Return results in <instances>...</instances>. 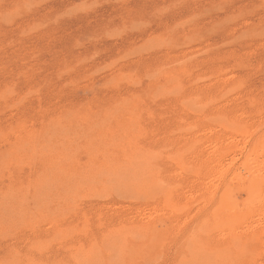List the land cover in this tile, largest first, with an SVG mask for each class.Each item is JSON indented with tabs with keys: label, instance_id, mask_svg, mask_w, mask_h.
Masks as SVG:
<instances>
[{
	"label": "rangeland",
	"instance_id": "obj_1",
	"mask_svg": "<svg viewBox=\"0 0 264 264\" xmlns=\"http://www.w3.org/2000/svg\"><path fill=\"white\" fill-rule=\"evenodd\" d=\"M162 5H164V6H162ZM155 10H156V12H155ZM1 16H3V17H1ZM185 21H186V23H185ZM178 22L180 23V25L178 24ZM188 22L189 23L191 22V24H189ZM197 22H199V24H197ZM185 27H186V29H185ZM149 30H151L152 32H149ZM192 30L194 31L193 33L191 32ZM197 30H199V31H197ZM147 31H148V33H146ZM179 34H181L182 37ZM172 36L174 38H177V39H174ZM154 37H156V38H154ZM189 38H191L192 42ZM158 39L160 40V42H161V40H163L160 45H159L160 42L156 41ZM181 39H183V40H181ZM152 40H154V41H152ZM174 41H176V42H174ZM188 41H190V43ZM149 42H151V43H149ZM164 42H166V44H164ZM139 44H141L140 46H142V47L144 46L145 48H142V47L140 48L139 46H137ZM203 44H207V45L201 46ZM145 45H147V46H145ZM176 45H177V47H176ZM156 46H157V48H156ZM196 46H201V47L195 48ZM132 47L133 48L136 47L134 49L139 50V51L134 50ZM137 47H139V48L137 49ZM188 48L189 49L191 48V49L189 50ZM193 48H195V49L193 50ZM184 49H187V50L185 51ZM201 51H203L204 53ZM179 53H180V55H179ZM167 55L169 57H167ZM191 55H193L194 57L192 56L193 57L192 58ZM152 56L154 58H152ZM160 56L164 57V58H161ZM216 56H218L219 58L222 57L221 60L218 58L216 59ZM187 57H188V61H187ZM228 57H229V59H226ZM197 59H199V60H197ZM151 61H154L155 63L151 62ZM157 61L159 63H157ZM160 61H163V62H160ZM160 63L163 64V65L161 64L162 66L160 65L161 67L159 66ZM166 63H167V66L165 65ZM211 63L212 64L214 63L215 65L214 64L212 65ZM171 64H172V66H171ZM197 64H199V65H197ZM145 65H147V66H145ZM153 65L157 68H155ZM150 66H151V68L154 67V69H151ZM158 66H159V68H158ZM190 66H192V67H190ZM126 67H129V68H126ZM162 67L164 69L163 72H162V70H163ZM221 67L223 68V70ZM123 69L125 70V72L123 71ZM157 69H159L160 72ZM177 69L179 70V72H177L178 71ZM147 70H148V72H147ZM205 70H207V71H205ZM152 71L156 72L157 74L156 73L153 74ZM194 71L195 72L199 71L200 73L199 72L194 73ZM119 73H120V75L121 74L122 75L119 76ZM146 73H148V74H146ZM186 73H189V75H191V76L189 77L188 74L185 75ZM123 74L125 75V77ZM129 74L131 77L129 76ZM209 74H211V75H209ZM225 74L227 76L226 78H225ZM230 74H232V75H230ZM8 75H9V77H8ZM115 75H118V76H115ZM144 75L145 76L153 75V76H149V79H148L147 78L148 76L145 78ZM173 75H179V78L181 80V83H180V85H181L180 90L181 91L179 90V91L173 92V90H171V84L173 83V80H172ZM228 75H230V76H228ZM193 76H197V77H193ZM204 76H205V78H207V80L204 78ZM199 77L202 78L203 81ZM219 77L222 80H224V82ZM0 78H1L0 79V90L2 89V91H1L2 93L0 92V103L3 104V105L0 104V106L2 105L0 107V115H2L0 117V125L4 124L2 127L0 126V129L2 128L1 131H3V133H4V134L2 133L3 138L0 137V144H1L0 145V151H1L0 155H1V153H3L4 156H6V157H4L3 154L1 155L2 158L0 156V158L2 160H3V157L5 158V161L4 160L2 161L0 159L3 162L2 163L0 161L1 162L0 163V168H1L0 172L8 178L11 177L10 179L2 178V180H4V181H1V179H0V183L3 182L0 184V197H2V198L6 197L5 199H3L4 201L0 200V202H1V205L5 204V206H6V202H7V204H10V202L13 203V204H11V205H13V208H12V206L9 208L10 205H7L8 207L6 206L5 208L3 206V210L1 209L2 206L0 205L1 206V208H0V228H1L0 229V247H1L0 248V259H3L2 261H0V264H27V262H28V264H30V263L31 264H99V263L106 264L109 259H110L109 260L110 262H108V263H111V261H113L112 260L113 258L111 259V257L115 256L117 254L116 250H117V252L120 250V249L118 250V248H119L118 244H121L124 242L126 243L125 244L126 248H121V249H123V250L125 249V251L129 252L131 255L129 254V258H128L126 254L123 255L124 251L122 250L123 253H121V250H120V252H118V253H121V254L120 255L118 254L116 256V261L121 260L122 256H123L122 259H124V260L123 261L121 260V263H119V264H128V263L129 264H134V263L135 264H146V263L147 264H183L182 262H184V264H201L202 262H204L202 264H212V262H209L210 260L217 261L218 258L215 259L216 256L212 257L210 253H209L210 255H208V253L203 250L204 248L207 251L213 252L212 255L216 254V255H218V257L222 255V259H220L219 261L223 262V264H231V263L232 264L233 263L234 264L235 263L236 264H244V263L246 264L248 261L250 264H257L258 261H259V264L261 261H262L261 264L264 263V253H262V251L264 252V250H263L264 249L263 248V246H264L263 242L264 241L262 242V240H264V238H263L264 237V205H263V213H262V215L260 214V217H259L260 219H257V222H256L260 228V232L256 236L257 239L255 238V239L250 240V241H247L248 239L247 240L243 239L242 240V242L244 241L243 244L239 242L241 246L244 245L242 247L240 246L242 249L238 246L239 245L238 244L237 248L235 246L236 250L233 249L231 251V250H229V248H226L225 243L222 245L223 241H221V239L223 240V238H222V236L218 237L219 235L216 233V231H217L216 229H218L219 227H217L216 223L213 220V216H212L214 213L213 210L215 208L214 207L215 205H212L213 202L204 201V200H206L205 195L197 197V195H200V193H198V192L195 193L193 195V197H191V195H189V191H187L186 193L184 192L187 189H189L190 193H191L192 189H191V187H189L190 185L193 184V186H194V185H196V181H203V180L207 181V179H203L201 173H199V175H198L199 177L197 176L198 178H196L194 176V172L188 171L189 172L188 173L187 170L186 171L183 170V173H182V170L179 168V164L182 163L181 159L183 156L185 157L187 162L188 161L190 162V164L193 163L192 165L195 166L194 163H196L194 161L195 158L193 156H190V154L188 155L186 153L183 155L184 152L181 153V150H182V148H181L182 143L181 142H183V140H181V137L185 136L186 134H188V135H200L197 132H192L194 130L199 131V129L192 128L191 130H189L187 132H183V130L181 131V129L185 123L194 122L196 119L203 116V115L196 114L194 110L189 109L183 105V102H184V100L187 99V97L195 96L196 95L195 92L200 93V88H201V92L204 89V90H206V92L208 91L209 93H211L213 98L215 96L214 100L211 101L210 106H214V105L219 106V107L224 106L225 108H228V109L232 108L233 106H236L238 113L246 111L243 114L246 117H244L243 119L249 122V125H247L248 126L247 130L251 131V133L248 132V135H250L252 138L251 137H249V138L245 137L247 139L251 138V141L246 143L245 150H247L250 147V144L252 141H254V138H256L257 136H259L261 134H263V136H264V119H261V118H264V0H183V1L182 0H162V1L161 0H0ZM4 78H5V80L7 79L8 81H5ZM118 78H120L121 80H123V79L124 80L123 81H120V79L117 80ZM128 78H131V79H128ZM192 78H194V80ZM197 78H199V79H197ZM111 79H112V81H115V82H113V84H112V81H110ZM113 79H115V80H113ZM214 79L216 82L213 81ZM195 80H196V82H195ZM197 80H199V81H197ZM10 81H12V82H10ZM147 81L149 83H147ZM191 81H192V83H191ZM217 81H218V83H217ZM2 82L4 84H2ZM6 82H8V84ZM236 82L239 83L240 85L238 86V84ZM131 83H132V85H131ZM194 83L196 85H199L200 88H199V86L196 87ZM205 83H208L209 88H208L207 84H205ZM212 84L214 85V87H211V86H213ZM216 84H217L218 90H216L217 89V87H215ZM223 84H226V85H223ZM236 84H237V87H236ZM8 86H10V87H8ZM221 86H222V89L220 90ZM12 87H13V89H12ZM27 87L29 90L26 89ZM116 87H118V88L116 89ZM8 88H11L14 92ZM36 88H37V90H36ZM125 88L126 89L128 88V89L126 90ZM191 88H192V90H191ZM160 89L162 92H164L166 94L162 93V95H160L159 94V93H161ZM166 89H167V91H166ZM188 89L191 90V94H190V91ZM193 89H195V90H193ZM208 89H211V90L209 91ZM212 89L214 90V92ZM231 89L234 91H232ZM124 90L127 92H122ZM8 91L11 93H9ZM157 91H159V92H157ZM217 91H219L220 93ZM102 92H104V93H102ZM155 92H157V94ZM13 93H15L16 95H13ZM101 93H102V95H101ZM154 93H155V95H154L155 97H153V96L152 97L155 99H152L151 95ZM179 94H180V96H179ZM218 94L221 96V98H218L219 97ZM109 95H111V96H109ZM156 95H157V97H156ZM198 95L202 96L203 93L198 94ZM12 96H13V98H12ZM111 97H113V99ZM1 98H2V100H1ZM12 99H13V101H12ZM22 99H24L25 101L24 100H23L24 102L21 101ZM124 99L127 102L123 101L124 102V104H123L122 100H124ZM225 99H227V100H225ZM4 100L7 102H5ZM1 101H3V102H1ZM9 101H10V103H9ZM20 102H21V104H20ZM218 102L219 103L221 102V103L219 104ZM29 103H31L33 106H29V105H31ZM116 103H118V104H116ZM131 103L133 105H130ZM216 103H218V104H216ZM52 104H54V105H52ZM95 104H97V105H95ZM22 105H24V107ZM25 105H26V107L28 105V107L25 108ZM39 105H41V106H39ZM58 105H59V107H58ZM134 106H135V108L132 109V107H134ZM182 106L187 108V109H185V108L183 109ZM36 107H37V110H36ZM41 107L45 111L42 110ZM1 108H3V109H1ZM11 109L13 111H10ZM25 109L26 110L28 109V112ZM58 110L60 112H58ZM181 110H182V112H181ZM5 112H6V115H5ZM35 113H37L38 115L36 114L37 115L36 116ZM24 114L26 115L25 117H23ZM30 114H32L31 118H30ZM173 114H175V115H173ZM197 115H199L200 117ZM12 116H14V117H12ZM20 116H22V118ZM111 116H112L113 120L111 119ZM34 117L36 119H34ZM56 117L58 119H56ZM26 118H27V120H26ZM22 119H23V121H22ZM257 119H258V122H257ZM4 120H6V121H4ZM7 120H9V123ZM20 120H21V122H20ZM31 120H33V121L31 122ZM152 122H154V123H152ZM16 123L17 124L20 123V124L17 125ZM27 123L31 124V125H29L30 131H32L34 135L33 134L29 135V133H32V132L28 131L29 128L26 127ZM251 123L253 125H251ZM54 124L55 125L59 124L60 127L63 128V130L61 131V128L57 129L59 125L55 126L56 128L53 127ZM261 124H263V125H261ZM19 125H20V127H19ZM21 125H23L25 128ZM13 126H14V128H13ZM15 126L18 130L20 128L21 129L19 131L17 130L18 131L17 132L15 129ZM49 126L50 127L52 126V127L50 128ZM33 127H34V129H32ZM46 127L49 128V130ZM251 127L256 128V129H252ZM10 128H13L14 132L16 131L17 134L18 133L19 134L17 135L15 133H13V135H14L13 136L12 134H10V131L13 132V130H11ZM46 130H47V132L44 133V131H46ZM64 130L67 131V134H69V137L66 134V131H64ZM177 130H178V132H177ZM255 130H256V135L253 134V133H255ZM6 131L10 135H7ZM55 131H57V132H55ZM50 132H51V134H50L51 137L49 136V139H50L49 140L48 135ZM64 133H65V135H67L66 137H63V136H65ZM2 134L0 133V135H2ZM26 134L28 135V137H25V136H27ZM59 134H60V136H59ZM55 135H57L61 139L55 138L56 137ZM78 135L80 138L77 137ZM165 135H167L168 137ZM174 135H177V137L176 136L174 137ZM12 136L15 138H13ZM23 136L27 139H25ZM29 136H31V138ZM42 137H43V139H41ZM73 137H76L75 140H73L74 139ZM153 137H157V138H153ZM236 137L238 138V136H236ZM35 138H37V139H35ZM64 138H66L67 140ZM68 138H69V140H71V142L68 140ZM77 138L80 140H78ZM151 138L153 139L152 142H151V140H152ZM174 138H176V139H174ZM239 138H241V136H239ZM7 139H8V141H7ZM54 139H56V140H54ZM22 140H23V142H22ZM36 140H37V142H35ZM166 140H167V142H166ZM174 140H176L177 142ZM4 141H6L7 143H5ZM19 141L22 143H20ZM24 141H25V143H24ZM63 141H64V144H62ZM67 141L69 142V144H66ZM163 141H164V144H163ZM48 142H50V143H48ZM74 142H75V144H74ZM174 142H175V144H173ZM79 143H81V144H79ZM109 143L111 145L110 147H109ZM176 143H178V144H176ZM6 144H8V146ZM12 144H14V145H12ZM32 144L36 145V146H33ZM39 144L41 145V147L43 146L42 148L44 149V152L42 149L39 148L40 147V146H38ZM9 145H10V147H9ZM15 145L18 147V149H16L17 147ZM20 145H23V147L19 148ZM60 145L63 148H65V146H66L65 150L62 149V147ZM75 145H77V146L75 147ZM169 145H171V146H169ZM202 145L203 144H201L200 147ZM44 146H45V148H44ZM50 146L52 147V149H50ZM156 146H157V148H156ZM80 147H82V148H80ZM7 148L9 150H7ZM37 148H39V150H41L42 152L39 151ZM68 148H70L69 150L72 152L71 154L70 153L65 154L66 151L70 152L68 150ZM73 148H74V152L76 151L75 153L73 152ZM76 148H80V149L76 150ZM11 149H13V151ZM15 149H16V152H15ZM21 149L24 152V154H25V152L27 153V155L25 154L26 157L18 156L21 154L23 155V152L20 151ZM25 149H28V150H25ZM29 149H31V150H29ZM32 149H33V152H34V150H36L34 152L35 157H33L34 153L32 152ZM54 149H56V150L54 151ZM111 149H113V150H111ZM5 150H6V152H5ZM84 150H85V152H84ZM92 150H94V152ZM2 151H4V152H2ZM28 151L30 154L32 152V154L30 155L28 153ZM17 152L19 153L18 155H17ZM38 152H41L43 154L42 155L41 153H39V155H41L42 157L37 155ZM94 153H96V155H92ZM102 153H103V155H102ZM243 153L245 154V151H243ZM89 154L91 155V157L95 156L96 158L93 157L92 159H90ZM144 154L148 157V158H146V156H144L145 159H147V161L149 159L148 162L144 161V159H143ZM155 154H156V156H159V157L154 156ZM168 154H170V155H168ZM179 154H180V156L178 157ZM244 154L243 155H236L238 159L235 160L236 162H235L234 166H238L240 164V162L243 159ZM67 155L71 156V157H67ZM11 156H14V157H11ZM43 156H47V157L44 158ZM132 156H134V157H132ZM152 156H154V157L152 158ZM174 156H175V158H174ZM15 157H17V158H15ZM18 157L19 158L23 157V158H21L19 161ZM37 157H39V158H37ZM73 157H75V158H73ZM262 157H264V154L261 157H259L258 159H261ZM10 158H11V160H10ZM30 158L31 159L33 158L34 160L32 161ZM101 158H104V160L102 161ZM134 158L138 162L140 161L139 159H141V162L142 161L146 162V163L143 162L142 164H139L140 167H142L143 165H144V167L137 169V163H138L137 162V163H134L135 170H134V166L132 168H130L132 163L135 162ZM16 159L19 162L14 161ZM28 159H30L31 161L30 160L28 161ZM71 159L73 160V162ZM79 159H81V160H79ZM124 159L126 161H124ZM190 159H192V160H190ZM88 160L91 161L92 163L94 162V165H96V163H98L99 166L96 165L98 168H100L101 165H102V167L105 166L104 167L105 171L102 170L103 169L102 167L99 169V172L103 171L104 174H105L106 170L108 169V168L106 169V167L108 166L107 163H109L107 161H112L114 163V165L117 164L115 166L116 167L115 170L109 168L110 170H114L115 173H116L117 167L119 165H120L119 166L120 168L124 167V168H127L128 170H129V168H130V170L133 169L132 170L133 172L132 171L128 172L127 170H124V168H123L124 171L123 170H120V171H123V173H125L124 178H123V176H124L123 173H121V175H123V176H121L120 172H119V174H118V172L116 174L113 172L116 175V177L114 178V175L111 173L112 175H110V176L111 177L113 176V179L110 182L109 181L110 178H109V180H108L109 184H108L107 181H104L108 178V175L107 176H105L104 174H103L104 176L99 175L100 173H98V169L94 165H92V166L94 168H96V170H94L92 168L93 169V172H92L91 168L89 169V165H90V167H92L91 166L92 163L89 164ZM132 160H133L132 163L129 162ZM10 161H13V162H10ZM51 161H52V163H51ZM98 161L99 162L101 161V162L99 163ZM20 162H22L21 164L25 165L26 169L23 167L24 165H20ZM29 162L30 163L34 162V163L30 164ZM37 162H39V163H37ZM71 162L73 164H71ZM15 163H17V164L19 163L18 167L16 166L18 171L15 167ZM27 163L29 166L26 165ZM61 163H62V165H60ZM75 163H76V165H75ZM86 163H88V168L86 169L87 171L84 169L87 167ZM104 163H106V164H104ZM2 164H5V165H2ZM68 164H70V165L68 166ZM7 165H9V166H7ZM19 165L24 170H22L19 167ZM37 165H38V168H36ZM73 165H75V167ZM110 165L113 166L112 163L109 164V167H110ZM32 166H33V169H31ZM71 166L73 167L71 169L72 171L70 170ZM76 166H78V167H76ZM27 167H29V168H27ZM113 167H111V168H113ZM119 167H118V169H119ZM174 167H175V169H174ZM4 168L6 170H4ZM76 168H77V170H76ZM73 169H74V171H73ZM172 169H174V170H172ZM13 170H16L17 173H19V174H22V172H23L24 176H26V174H27L26 171H28V173H29L30 170H32V171L34 170L33 173L34 172H36V173L33 174L31 171L33 176L31 175V173H29V174H27V177H25V179L27 178V180H25L23 177V174L21 175L23 178L20 179V175L14 174ZM110 170H109V172L107 170L108 174L111 172ZM136 170L139 171V174H138V171H136ZM11 171H12V173H11ZM75 171H77V173ZM81 171H83V172L81 173ZM89 171H91L90 173H92V175L89 174ZM135 171H136V175H135ZM201 171L202 170H200V172ZM1 173H0V176L2 175ZM10 173H11V176H9ZM49 173H51L50 175H54V174H56V175H54L53 177L52 176L49 177ZM95 173H97L98 176H100V177H98L97 174H95ZM126 173H127V175H126ZM181 173L183 174L182 177H181ZM7 174H9V175L7 176ZM79 174H80V176L83 175L82 179L80 178ZM93 174L96 176H94V178H93L94 181L92 182L89 178H87V176L91 175V177H93ZM117 174L120 175L119 176L120 178H117ZM128 174L129 175L132 174V176L135 178L133 179V177L128 176ZM166 174H167V178H166ZM179 174H180V176H178ZM4 175H2V177ZM13 175H14V177H13ZM28 175H29V177H28ZM30 175L32 176V178L34 180L30 178ZM15 176H17L15 180L18 179L17 180L18 182L14 180ZM41 176H43L44 178L46 176H48L49 180L46 178L44 180V178L42 177L43 178L42 179ZM67 177H70V178H67ZM84 177H85V179H84ZM103 177L105 179H103ZM121 177L123 178V181L119 180V179H122ZM129 177H131V178H129ZM169 177L171 180L169 179ZM176 177H178V178L181 177L182 179L184 178V180H182L181 178L179 180H177L178 178H176ZM56 178H58V180ZM79 178L82 181H80ZM86 178L88 180H90V182H88V180H86ZM96 178H99V179H96ZM152 178H154V179H152ZM189 178H190V181H188ZM6 179H7V181H6ZM30 179H31V181H30ZM39 179H42L43 181L37 182V180H39ZM53 179L57 180V182L60 181L62 185L59 184L60 182L53 183L54 182ZM67 179H69V180H67ZM116 179L118 180L119 184H118V182L116 183V181H117ZM137 179H139V181ZM155 179L162 180V181H158V183H162V184L164 183L166 189H167L166 183H168V185L169 184L174 185V184H178V181H179V182H181V185H180V183L178 185H180L181 188L176 187L175 193H172V194L168 193L167 192L168 190H166V189H164L165 191L160 190V189L158 190L155 188V183L153 185H151V180H155ZM11 180H13L14 182H11ZM20 180L21 181L24 180V181L22 183H20ZM95 180H96V182H95ZM97 180H99V181L102 180V182L101 181L99 182ZM130 180H131V182H130ZM193 180L195 182H192ZM9 181L11 184L9 183ZM25 181H27L26 184L28 183L27 186H26V184H24ZM29 181L32 183L29 184ZM86 182H88V184ZM104 182H107L106 184H108V188H107V185H103V184H105ZM122 182H124V183L122 184ZM13 183H15L14 186H12ZM47 183L48 184L50 183V184L48 185ZM63 183L65 184L64 186H63ZM66 183H68V184L66 185ZM95 183H97V184L95 185V187H93ZM114 183L117 184L118 186H120V188L117 186L118 190L116 189V187L115 188L113 187V186H115ZM127 183L129 184V186L133 185V189H132V187L131 188L126 187L128 185ZM130 183H131V185H130ZM8 184H10L12 187L7 186ZM36 184H38V185H36ZM136 184L138 187L135 186ZM47 185H48V187H47ZM88 185L89 186L91 185L89 189L87 188ZM97 185H99V187H100V185H102L103 188L100 187V189L99 188L96 189ZM121 185H123V188L121 187ZM54 186H55L57 191L54 189ZM104 186H106V187H104ZM109 186L113 188L112 191H111V188ZM144 186L145 187L147 186V187L142 188ZM19 187L20 188L22 187L21 190ZM49 187L52 188L51 189L52 191L50 189H48L50 191V193L48 190H46ZM91 187H92V189H91ZM7 188H9V189H7ZM16 188L19 189V191L18 190L16 191L15 190ZM23 188H25V189H23ZM35 188H36V190H35ZM59 188H60V190H59ZM83 188H85V189H83ZM104 188H106V191ZM125 188H127L126 189L127 191L125 190ZM137 188H139V189H137ZM195 188H197V187H195ZM195 188H193V189H195ZM2 189L5 190L4 193L1 192ZM103 189H104L106 195L103 193L104 192ZM114 189H116V190L114 191ZM177 189L179 191H177ZM38 190H40V191H38ZM54 190L56 191V193ZM61 190H64V192ZM87 190H89L90 192ZM97 190L98 191L100 190V192H99L100 194L97 193L98 192ZM122 190H125L126 192L124 191V193H123ZM7 191H10V192H8V194L10 193L12 195H10V194L5 195V193ZM27 191H29V192H27ZM31 191H34V193H32ZM42 191H44L45 193H42ZM58 191H59V194H58ZM85 191L89 192L88 193L89 195H86V197L84 198L85 193H86ZM94 191H96L95 196H92L94 194L93 193ZM129 191H131V192H129ZM39 192H40V194H39ZM91 192H92V194H91ZM1 193L3 194L2 196H1ZM36 193H38V194H36ZM47 193L49 195H46V197H45V194H47ZM80 193H82V195ZM107 193H108V195H107ZM144 193H146V194H144ZM220 193H221V191H219L215 197L216 198L219 197ZM50 194H51V196H50ZM55 194L57 195V198L59 201L57 200ZM72 194H73L75 201H76V199H79V196H81L80 199L78 200V202L76 201V203H73V204L76 205V207L83 206V207H80L81 209L83 208L82 210H80L79 208H75V210L73 209L71 211L69 210L73 204L70 203L71 201H70V198H68V197L71 195V198H72ZM90 194H91V198L87 199V196L90 197ZM96 194H98V195L96 196ZM154 194H155V196H154ZM160 195H161L162 199H161ZM237 195H238L237 196L238 200H243L246 194H245V192H241V193H238ZM8 196H11V197H8ZM33 196H34V198L30 199ZM50 197L52 200L49 201L48 199H50ZM53 197H55V199H53ZM150 197H151V199H150ZM2 198H0V199H2ZM25 198H26V202L24 201ZM145 198H147V200ZM7 199H10L12 201L8 202V201H6ZM45 199H46V201H44ZM64 199H65V204H64V202H63V204L65 206L63 208V204H62V207L59 209L61 204L57 203V202H62V200L64 201ZM187 199H188V201H186ZM27 200H29V201H35L36 200L35 201L36 203L34 204L32 202L34 204L33 205L31 202H29ZM37 200L38 201L41 200V202H38ZM47 200L49 202H47ZM53 200H55V201L57 200L56 203L54 201L55 204L53 203ZM51 201L54 205L51 203ZM90 202L91 203L94 202V203L91 204ZM145 202H147V203H145ZM184 202H185V204H184ZM187 202H189L188 204H190V205H188ZM21 203L27 204V207ZM38 203H39L40 207H39ZM41 203H44V205H46L47 210L49 209L48 211H50V208L52 211V209L55 207L54 210L52 211V213L48 212L49 215H51V214L53 215L54 211L56 213V210H57V213L54 214V216L51 215V217L49 215H44L47 210H46L45 206ZM77 203H81V205L80 204L78 205ZM196 203L200 204V205H197ZM56 204L57 205L60 204L58 208H57ZM88 204L90 206H88ZM164 204L166 206H163ZM42 205L44 206V208ZM19 207H21L22 209L26 208L25 209L26 211L21 210ZM174 207H175V209H174ZM197 207H202V208L197 209ZM8 208L11 209L10 211L13 212L12 213L13 215L8 210ZM170 208L173 209L172 212H171ZM194 208H196V209H194ZM4 209H5V212L3 213L2 211H4ZM6 209H7V211H6ZM85 209H86V212H85ZM157 209L159 210V212ZM12 210H14V211H12ZM20 210H21V212H20ZM77 210H79V211H77ZM87 210H89V211L87 212ZM93 210L94 211L97 210V211L94 212ZM120 210H121V212H119ZM187 210H188V212H187ZM8 211L10 214L8 213ZM24 211L26 214L22 213ZM72 211H74V214L72 213ZM80 211H81V213H80ZM98 211L99 212L101 211V213H99ZM114 211H116V213ZM179 211H181V212H179ZM15 212L16 213L20 212V215H19L20 218L18 217L19 213L16 216ZM27 212H29V213L27 214ZM122 212L124 213L123 216H122V214H123ZM161 212H163V214ZM193 212H194V214H193ZM48 213H46V214H48ZM71 213H72V215H71ZM75 213H77L78 216L75 215ZM85 213L88 215H85ZM92 213H93V215H91ZM102 213L104 214V217L102 216L103 215ZM117 213L120 217L117 216ZM120 213H122V214H120ZM179 213H180V215H179ZM3 214L6 216H4ZM8 214H9V217H7ZM22 214H24V215L22 216ZM38 214H39V216H38ZM94 214L96 216L99 214V216L96 217ZM190 214H191V216H190ZM26 215H27V217H26ZM115 215L118 219L116 217L112 218V216H115ZM181 215L183 216V218ZM1 216H3L4 218ZM12 216L18 217V218H16L17 220H15V217L13 220ZM28 216H30V217L28 218ZM45 216H47V218L44 219ZM101 216L103 217V219ZM151 216H152V218H151ZM179 216H180V218H179ZM206 216L208 217L207 219H206ZM5 217H7V218L5 219ZM10 217H12L11 220L9 219ZM70 217H71V219H70ZM78 217L79 218L81 217L82 220L81 219L80 220L83 221V223L86 220L85 222H86L87 226L85 224H83L81 221L79 222ZM107 217H110V219L109 218L107 219ZM147 217H149L148 218L149 221L147 220ZM185 217L187 218V220H185L186 219ZM210 217H211L212 221H211ZM253 217L258 218L257 215H254ZM76 218H78V219H76ZM83 218H85V219H83ZM90 218H94V222H93V219H91V221H90L89 220ZM104 218H106L107 222L103 221ZM131 218H133V219H131ZM160 218L162 220H159ZM2 219H4V220H2ZM62 219H63V221H62ZM12 220L17 221V222L13 223ZM70 220L74 223V225L73 226L71 225V227L70 226L68 227V224L71 222ZM95 220H97V222L99 220L102 221L101 228L104 227V226H102V225H104V222H105V224L107 223L108 228L105 226L103 228V230L106 232V228H107L108 230H111L112 233L110 234L109 231H107L106 232L107 234L105 232L101 234V232H103V230L101 229L102 231L100 232V227H99L100 223L98 226L99 229L95 226V224L96 225L98 224ZM110 220H112L113 222L110 223L111 222ZM163 220H165V221H163ZM179 220H182L183 222L179 221ZM4 221L8 225H6L5 223L3 225L2 222H4ZM7 221H8V223H7ZM9 221H12V222L9 223ZM28 221H30V222L27 223V224H29L27 226V224L25 222H28ZM66 221H67V223L64 224ZM88 221H90L91 224ZM116 221H119L118 226H116V224H117ZM121 221L123 223L122 224L123 227H124V223L125 224L127 223L124 228L123 227L120 228ZM136 221H137V224L135 223ZM144 221H145V223H144ZM72 222H71V224H73ZM78 222H79V224H78ZM92 222H93L94 226L96 227V230H95V227L92 226L93 225ZM184 222H185V224H184ZM11 223H12V225H11ZM22 223H24L25 224L24 226H26V227H23ZM88 223L91 226H89ZM173 223L175 225L177 223L178 224L183 223L182 224L183 226L180 224L179 226L176 225L177 227H174L175 225H173ZM80 224H83V225L81 226ZM112 224H114V225H112ZM135 224H136V226L138 225L139 227L138 226H137L138 228L135 227ZM197 224H199V225H197ZM15 225H17V226H15ZM79 225L81 227L85 226L86 228H84V227L81 228ZM110 225H112L113 227L111 226V228H110L109 227ZM172 225L176 230L172 227ZM189 225H191V226H189ZM18 226H20V227H18ZM29 226L32 229H34V231L31 228H29ZM76 226L78 228V231L82 229L79 233H77L78 231L75 230V229H77ZM88 226H89V228L91 227L92 231L89 232V230H91V229L88 230ZM141 226H143V227L140 228ZM13 227H15V228L12 229ZM65 227H67V228H65ZM129 227L135 228L134 230H133V228L131 230L134 233L129 234V231L131 229ZM20 228H22V229H20ZM24 228L25 229L29 228L30 231L24 230ZM73 228L76 231V233H74L75 231L73 230ZM116 228H119V229L117 230ZM15 229H17V230H15ZM83 229L88 230L87 232L89 234L83 233V232H86ZM121 229H124V231H121ZM138 229L140 232L137 231ZM170 229H172V230H170ZM203 229H205V230H203ZM5 230L6 231L9 230L10 232L11 231H15V232L17 231V233H20V235H23L24 237L22 238V240H20L19 234L14 232L17 237L16 236L13 237V235H11V234H14L13 232L10 233L9 231L6 232ZM20 230H21V232H20ZM94 230L98 231L97 235L99 234L100 236L99 235L95 236L96 232ZM135 230H136V232H135ZM114 231L115 232L117 231L119 234L124 232V234H122V235L120 234L118 236L119 240H120V236H122L121 237L122 240L115 241L116 237L108 236V234L113 235ZM170 231H172V232H170ZM195 231L197 232V234L195 233ZM28 232H29V234H28ZM34 232H36V233H34ZM81 232L83 235L85 234L83 236L84 237L83 240H85V242L87 240H90V242L88 241V243L85 244V242L82 241V239L80 237V235H82ZM7 233L10 235L7 236L8 235ZM70 233H72V234H70ZM136 233H137V235L134 236V234H136ZM30 234H32V235H30ZM212 234H213V236H212ZM260 234H261V236H260ZM70 235H72V236H70ZM92 235H94V236L91 237ZM114 235H117V234H114ZM130 235L131 236L133 235L134 237L133 236L132 237L135 238L136 240L135 239L133 240ZM184 235L186 237H188L189 239L188 238L186 239V237ZM10 236H12L14 239ZM31 236H32V238H31ZM34 236H36V237H34ZM77 236L80 237V239L77 238ZM107 236L109 238H107ZM72 237L75 241H77V243L74 240L72 241V239H71ZM94 237H100V238L102 237L103 242H101V239L98 241L97 238L95 239ZM104 237L106 240L108 239V242L107 241L104 242ZM128 237H129V239H128ZM4 238H6V239H4ZM118 238H116V239H118ZM138 238H140L139 241H138ZM111 239H112V241H115V242L114 243L111 242ZM143 239H145V240H143ZM210 239L212 241H210ZM18 240H19L18 244L20 245L22 242V244L24 246H22V244H21V246H19L17 244ZM80 240H81V242H83L82 244H81ZM94 240H97L99 243L97 241H94ZM2 241L5 244L1 245V243H3ZM122 241H124V242H122ZM143 241H145L146 246L142 245ZM155 241H156V243H155ZM109 242L116 244L117 246L116 245L112 246V244H109ZM127 242H129V243H127ZM258 242H261L260 245L261 246L263 245V246L262 247L259 246ZM74 243H75V245L76 244L77 245L76 246L72 245ZM130 243L132 245H130ZM218 243H221V244H219L217 246L216 244H218ZM15 244H17L16 246H18V248L21 247V249H18L15 246ZM85 245H86V247H85ZM104 245H108V246L106 247ZM121 245L123 247H125L124 244H121ZM134 245H136L135 247L137 249L139 248L137 250L138 252L136 253V255H139V257H137L135 255L136 251H135ZM129 246L131 247L130 250L128 249ZM143 246H145V248ZM69 247H71V248H69ZM5 248H9V249H5ZM95 248L98 250H96ZM100 248H101V251H99ZM111 248H112V250H111ZM140 248H141V250H140ZM150 248L152 249V251H148V249L150 250ZM220 248L222 250L224 249V251L221 252L222 250H220ZM260 249H261V251H260ZM113 250H115V251H113ZM133 250L135 252H132ZM156 250L157 251L160 250L161 252L158 253ZM195 250L196 251L201 250L200 252L201 253L203 252V253L201 255L200 254L196 255L197 253H200V252L195 253L194 252ZM237 250H239V251L241 250V254H239L237 252ZM108 251H110V253L112 255V256H109L110 258L106 257V256L110 255V254H107ZM154 251H156V252H154ZM234 251H236V252L233 253ZM100 252H101V254H100ZM145 252L150 253V255L146 253L149 257L145 255ZM182 253H184V254H182ZM205 253L209 256V259L204 257L206 255ZM261 253H262V255H261ZM152 254L155 255L154 258H156L157 260L152 258L153 257ZM229 254H231L230 255L231 257L228 256ZM101 255H103V258L105 260L102 258ZM125 255H126V258H125ZM74 256H75V258H73ZM119 256L121 258H119V260H118L117 257H119ZM133 256L135 257V260H133L134 259ZM201 256H203V257H201ZM199 257H200V260L202 259V262L200 260L196 261L197 259H199ZM210 257H212V259ZM238 257H240V258H238ZM254 257L256 259L259 257V259L261 258V260L257 259L256 260L257 263H256ZM149 258H151V259H149ZM194 258H196V259H194ZM204 258H206V259H204ZM230 258L233 260L235 259L237 262L236 261L233 262V261L229 260ZM145 259L147 261H145ZM190 259H192V260L194 259V260L192 261ZM226 259L228 260V263H227V261L224 262ZM152 260H154L155 262H153ZM186 260H188V261L185 262ZM206 260L208 263H206ZM252 261H255V262L251 263ZM1 262H3V263H1ZM130 262H132V263H130ZM194 262H196V263H194ZM111 264H118V262L115 263V259H114L113 263H111ZM213 264H216V263L214 262Z\"/></svg>",
	"mask_w": 264,
	"mask_h": 264
},
{
	"label": "bare ground",
	"instance_id": "obj_2",
	"mask_svg": "<svg viewBox=\"0 0 264 264\" xmlns=\"http://www.w3.org/2000/svg\"><path fill=\"white\" fill-rule=\"evenodd\" d=\"M162 1V0H161ZM183 1V0H182ZM164 3V2H163ZM24 5V4H23ZM162 6H164V5H162ZM25 9V8H24ZM155 12H156V10H155ZM154 12V13H155ZM7 14V13H6ZM206 14V13H205ZM155 16V15H154ZM1 17H3V16H1ZM3 20V19H2ZM185 23H186V21H185ZM189 23V22H188ZM147 24V23H146ZM178 24L180 25V23L178 22ZM189 24H191V22L189 23ZM197 24H199V22H197ZM177 25V24H176ZM182 25V24H181ZM195 25V24H194ZM188 27V26H187ZM135 28V27H134ZM191 28V27H190ZM189 28V29H190ZM185 29H186V27H185ZM189 31V30H188ZM197 31H199V30H197ZM196 31V32H197ZM149 32H152L151 30H149ZM192 33L194 32L193 30L191 31ZM146 33H148V31L146 32ZM184 33V32H183ZM182 34V33H181ZM181 34H179L180 36H181ZM169 35V34H168ZM174 35V34H173ZM186 35V34H185ZM194 35V34H193ZM147 36V35H146ZM173 37V36H172ZM182 37V36H181ZM139 38V37H138ZM154 38H156V37H154ZM174 38V37H173ZM184 38V37H183ZM194 38V37H193ZM174 39H177V38H174ZM190 40H191V38H189ZM149 40V39H148ZM147 40V41H148ZM181 40H183V39H181ZM152 41H154V40H152ZM156 41H158V42H160V40L158 39V40H156ZM162 41L163 40H161V42L159 43V45L162 43ZM208 41V40H207ZM206 41V42H207ZM174 42H176V41H174ZM189 43H190V41H188ZM191 42H192V40H191ZM148 43V42H147ZM149 43H151V42H149ZM194 43V42H193ZM202 43V42H201ZM4 44V43H3ZM142 44V43H141ZM141 44H139V45H137V46H139L140 48L142 47V46H140ZM164 44H166V42H164ZM186 44V43H185ZM195 44V43H194ZM193 45V44H192ZM205 45H207V44H203V45H201V46H205ZM145 46H147V45H145ZM150 46V45H149ZM163 46V45H162ZM181 46V45H180ZM184 46V45H183ZM186 46V45H185ZM201 46H196L195 48H197V47H201ZM139 47H137V49L139 48ZM159 47V46H158ZM176 47H177V45H176ZM133 48V47H132ZM134 48H136V47H134ZM133 48V49H134ZM142 48H145L144 46L142 47ZM148 48V47H147ZM156 48H157V46H156ZM195 48H193V50L195 49ZM207 48V47H206ZM189 49V48H188ZM191 49V48H190ZM189 49V50H190ZM4 50V49H3ZM134 50H136V49H134ZM147 50V49H146ZM185 51L187 50V49H184ZM183 50V51H184ZM201 50V49H200ZM206 50V49H205ZM136 51H139V50H136ZM143 51V50H142ZM149 51V50H148ZM182 51V52H183ZM204 51V50H203ZM203 51H201V52H203ZM196 52V51H195ZM129 53V52H128ZM177 53V52H176ZM204 53V52H203ZM158 54V53H157ZM164 54V53H163ZM184 54V53H183ZM193 54V53H192ZM156 55V54H155ZM161 55V54H160ZM179 55H180V53H179ZM158 56V55H157ZM193 55H191V57H192ZM161 57V56H160ZM167 57H169L168 55H167ZM166 57V58H167ZM190 57V56H189ZM194 57V56H193ZM192 57V58H193ZM203 57V56H202ZM207 57V56H206ZM119 58V57H118ZM152 58H154L153 56H152ZM161 58H164V57H161ZM160 58V59H161ZM172 58V57H171ZM208 58V57H207ZM220 59L221 60V58H219L218 56H216V59ZM224 58V57H223ZM157 59V58H156ZM179 59V58H178ZM191 59V58H190ZM205 59V58H204ZM225 59V58H224ZM226 59H229V57L228 58H226ZM154 60V59H153ZM184 60V59H183ZM197 60H199V59H197ZM213 60V59H212ZM211 60V61H212ZM219 60V61H220ZM159 61V60H158ZM157 61V63H159ZM181 61V60H180ZM187 61H188V57H187ZM190 61V60H189ZM204 61V60H203ZM208 61V60H207ZM223 61V60H222ZM151 62H154V61H151ZM160 62H163V61H160ZM171 62V61H170ZM186 62V61H185ZM195 62V61H194ZM213 62V61H212ZM155 63V62H154ZM153 63V64H154ZM197 63V62H196ZM216 63V62H215ZM140 64V63H139ZM162 63H160L159 64V66L161 65ZM200 64V63H199ZM199 64H197V65H199ZM212 64V63H211ZM214 64V63H213ZM212 64V65H213ZM219 64V63H218ZM109 65V64H108ZM151 65V64H150ZM163 65V64H162ZM161 65V66H162ZM166 66H167V63L165 64ZM187 65V64H186ZM201 65V64H200ZM215 65V64H214ZM145 66H147V65H145ZM149 66V65H148ZM152 66V65H151ZM151 66H150V68H151ZM154 66V65H153ZM159 66H158V68H159ZM160 66V67H161ZM171 66H172V64H171ZM170 66V67H171ZM176 66V65H175ZM194 66V65H193ZM217 66V65H216ZM155 67V66H154ZM154 67L153 68H151V69H154ZM164 67V66H163ZM163 67H162V69H163ZM190 67H192V66H190ZM189 67V68H190ZM126 68H129V67H126ZM134 68V67H133ZM138 68V67H137ZM155 68H157V67H155ZM222 68V67H221ZM97 69V68H96ZM117 69V68H116ZM147 69V68H146ZM145 69V70H146ZM161 69V68H160ZM193 69V68H192ZM122 70V69H121ZM142 70V69H141ZM158 71H159V69H157ZM169 70V69H168ZM178 70V69H177ZM204 70V69H203ZM222 70H223V68H222ZM225 70V69H224ZM20 71V70H19ZM123 71L125 72V70L123 69ZM144 71V70H143ZM155 71V70H154ZM164 71V69L162 70V72ZM193 71V70H192ZM205 71H207V70H205ZM120 72V71H119ZM123 72V73H124ZM127 72V71H126ZM146 72V71H145ZM147 72H148V70H147ZM153 72V71H152ZM160 72V71H159ZM168 72V71H167ZM170 72V71H169ZM177 72H179V70L177 71ZM197 72H199V71H197ZM197 72H195L194 71V73H197ZM216 72V71H215ZM8 73V72H7ZM20 73V72H19ZM118 73V72H117ZM135 73V72H134ZM154 73H156V72H153V74ZM200 73V72H199ZM208 73V72H207ZM206 73V74H207ZM234 73V72H233ZM116 74V73H115ZM125 74V73H124ZM123 74V75H124ZM146 74H148V73H146ZM145 74V75H146ZM157 74V73H156ZM155 74V75H156ZM161 74V73H160ZM180 74V73H179ZM189 75V73H186L185 75ZM192 74V73H191ZM212 74V73H211ZM211 74H209V75H211ZM215 74V73H214ZM122 75V74H121ZM120 75V73H119V76H121ZM144 75V77L146 78L147 76H145ZM172 75V74H171ZM183 75V74H182ZM230 75H232V74H230ZM230 75H228V76H230ZM11 76V75H10ZM15 76V75H14ZM115 76H118V75H115ZM129 76H130V74H129ZM140 76V75H139ZM149 76H153V75H149ZM149 76L147 77L148 79H149ZM169 76V75H168ZM191 75H189V77H190ZM223 76V75H222ZM2 77V76H1ZM8 77H9V75H8ZM7 77V78H8ZM124 77H125V75H124ZM131 77V76H130ZM188 77V76H187ZM193 77H197V76H193ZM202 77V76H201ZM208 77V76H207ZM211 77V76H210ZM227 76H226V74H225V78H226ZM127 78V77H126ZM151 78V77H150ZM161 78V77H160ZM159 78V79H160ZM179 78V75H173L172 76V80H173V83L171 84V90H173V92H175V91H179L180 89H181V85H180V83H181V80H180V78ZM200 78V77H199ZM199 78H197V79H199ZM204 78H205V76H204ZM220 78V77H219ZM224 78V79H225ZM1 79V78H0ZM14 79V78H13ZM16 79V78H15ZM120 78H118L117 80H119ZM128 79H131V78H128ZM133 79V78H132ZM193 80H194V78H192ZM200 79H202V78H200ZM206 80H207V78H205ZM221 79V78H220ZM219 79V80H220ZM4 80H5V78H4ZM113 80H115V79H113ZM124 80V79H123ZM123 80H121L120 79V81H123ZM126 80V79H125ZM222 80V79H221ZM226 80V79H225ZM229 80V79H228ZM5 81H8L7 79L5 80ZM4 81V82H5ZM110 81H112V79L110 80ZM128 81V80H127ZM130 81V80H129ZM197 81H199V80H197ZM201 81V80H200ZM202 81H203V79H202ZM210 81V80H209ZM213 81H215V79L213 80ZM223 82H224V80H222ZM235 81V80H234ZM10 82H12V81H10ZM113 82H115V81H112V84H113ZM119 82V81H118ZM117 82V83H118ZM169 82V81H168ZM185 82V81H184ZM188 82V81H187ZM194 82V81H193ZM195 82H196V80H195ZM206 82V81H205ZM208 82V81H207ZM216 82V81H215ZM7 84H8V82H6ZM26 83V82H25ZM123 83V82H122ZM129 83V82H128ZM136 83V82H135ZM138 83V82H137ZM147 83H149L148 81H147ZM189 83V82H188ZM191 83H192V81H191ZM203 83V82H202ZM217 83H218V81H217ZM222 83V82H221ZM237 83V82H236ZM2 84H4L3 82H2ZM18 84V83H17ZM130 84V83H129ZM155 84V83H154ZM153 84V85H154ZM195 84V83H194ZM201 84V83H200ZM205 84H207V86H208V83H205ZM238 84V86L240 85L239 83H237ZM237 84H236V87H237ZM27 85V84H26ZM115 85V84H114ZM117 85V84H116ZM124 85V84H123ZM127 85V84H126ZM131 85H132V83H131ZM139 85V84H138ZM147 85V84H146ZM213 85V84H212ZM223 85H226V84H223ZM118 86V85H117ZM121 86V85H120ZM119 86V87H120ZM134 86V85H133ZM195 86L197 87V86H199V85H196L195 84ZM8 87H10V86H8ZM157 87V86H156ZM206 87V86H205ZM211 87H214V85L213 86H211ZM210 87V88H211ZM215 87H217V84H216V86ZM5 88V87H4ZM118 87H116V89H117ZM122 88V87H121ZM189 88V87H188ZM199 88H200V86H199ZM208 88H209V86H208ZM8 89H10L11 91H13L12 89H13V87H12V89L11 88H8ZM26 89H28V87L26 88ZM31 89V88H30ZM126 89V88H125ZM128 89V88H127ZM126 89V90H127ZM138 89V88H137ZM148 89V88H147ZM207 89V88H206ZM214 89V88H213ZM212 89V90H213ZM222 89V86H221V88H220V90ZM24 90V89H23ZM29 90V89H28ZM36 90H37V88H36ZM152 90V89H151ZM189 90V89H188ZM187 90V91H188ZM191 90H192V88H191ZM191 90H189L190 91V94H191ZM193 90H195V89H193ZM209 91L211 90V89H208ZM216 90H218V87H217V89ZM215 90V91H216ZM225 90V89H224ZM232 90V89H231ZM2 91V89L0 90V92ZM5 91V90H4ZM149 91V90H148ZM160 91H161V89H160ZM166 91H167V89H166ZM169 91V90H168ZM181 91V90H180ZM232 91H234V90H232ZM6 92V91H5ZM9 92V91H8ZM14 92V91H13ZM16 92V91H15ZM122 92H127V91H122ZM157 92H159V91H157ZM157 92H155L156 94H157ZM172 92V91H171ZM172 92V93H173ZM213 92H214V90H213ZM217 92H219V91H217ZM216 92V93H217ZM2 93V92H1ZM9 93H11V92H9ZM17 93V92H16ZM102 93H104V92H102ZM102 93H101V95H102ZM129 93V92H128ZM147 93V92H146ZM155 93L154 94H152L151 95V97L153 96V97H155L154 95H155ZM162 93L163 94H166V93H164V92H162L161 91V93H159L160 95H162ZM196 93V95L195 96H189V97H187V99L186 100H184V102H183V105L184 106H186L187 108H189V109H192V110H194L195 111V113L196 114H199V115H203V116H199V115H197V116H199L200 118H198V119H196L194 122H187V123H185L184 125H183V127H182V129H181V131L183 130V132H187V131H189V130H191L192 128H196V129H199V131H197V130H194V131H192V132H197V133H199L200 135H188V134H186L185 136H183V137H181V140H183V142H181L182 144H181V148H182V150H181V153H183V155L186 153V154H190V156H193L195 159H194V161L197 163H194L195 164V166L194 165H192L193 163H191L190 164V162L188 161H186V159H185V157L183 156L182 157V159H181V161H182V163L181 164H179V168L182 170V173H183V170H187V172L189 171V172H194V176L196 177V178H198L199 176V173H201L202 174V177H203V179H207V181H196V185H194L193 186V184L192 185H190L189 187H191V193H190V190L189 189H187L186 191H184L185 193L187 192V191H189V195H191V197H193V195L195 194V193H200V195H197V197H199V196H204L205 195V197H206V200H204V201H211V202H213V204L212 205H215L214 207V213H213V220H214V222L216 223V225H217V227H219L218 229H216L217 231H216V233L219 235L218 237H220V236H222V238H223V240L221 239V241H223V243H222V245L225 243L226 244V248H229V250H233V249H235V246H236V248L239 246H241L240 245V243H242L243 244V242H242V240L243 239H248L247 241H250V240H253V239H255L256 238V236L259 234V232H260V228H259V225L256 223L257 222V219H260L259 217H260V214L262 215V213H263V203H264V157H262L261 159H258L259 157H261L263 154H264V136H263V134H261V135H259V136H257L256 138H254V141H252L251 142V144H250V147L247 149V150H245V146H246V143L247 142H249V141H251V136L250 135H248V132H250L251 133V131L249 130H247L248 128V126L247 125H249V122L248 121H246V120H244L243 118L244 117H246L245 115H243L246 111H243V112H240V113H238V110H237V107L236 106H233L232 108H225L224 106L223 107H219V106H210V104H211V101H213L214 100V98H215V96H214V98H213V96H212V94L211 93H209L208 91L206 92V90H204L203 89V91L201 92V88H200V93L199 92H195ZM203 93V95L202 96H199L198 94H202ZM215 93V94H216ZM220 93V92H219ZM119 94V93H118ZM127 94V93H126ZM131 94V93H130ZM169 94V93H168ZM178 94V93H177ZM176 94V95H177ZM181 94V93H180ZM180 94H179V96H180ZM187 94V93H186ZM185 94V95H186ZM13 95H16L15 93H13ZM24 95V94H23ZM129 95V94H128ZM159 95V96H160ZM214 95V94H213ZM219 95V94H218ZM7 96V95H6ZM5 96V97H6ZM104 96V95H103ZM106 96V95H105ZM109 96H111V95H109ZM120 96V95H119ZM122 96V95H121ZM164 96V95H163ZM175 96V95H174ZM27 97V96H26ZM133 97V96H132ZM152 97V99H155V98H153ZM156 97H157V95H156ZM7 98V97H6ZM9 98V97H8ZM12 98H13V96H12ZM23 98V97H22ZM25 98V97H24ZM105 98V97H104ZM112 99H113V97H111ZM163 98V97H162ZM180 98V97H179ZM218 98H221V96L219 95V97ZM26 99V98H25ZM121 99V98H120ZM126 99V98H125ZM122 100V103L124 104V102L123 101H125V102H127L126 100ZM177 99V98H176ZM217 99V98H216ZM1 100H2V98H1ZM24 99H22L21 101H23ZM27 100V99H26ZM57 100V99H56ZM151 100V99H150ZM170 100V99H169ZM223 100V99H222ZM221 100V101H222ZM225 100H227V99H225ZM5 101V100H4ZM12 101H13V99H12ZM25 101V100H24ZM23 101V102H24ZM40 101V100H39ZM100 101V100H99ZM245 101V100H244ZM1 102H3V101H1ZM5 102H7V101H5ZM152 102V101H151ZM216 102V101H215ZM223 102V101H222ZM9 103H10V101H9ZM62 103V102H61ZM85 103V102H84ZM219 103V102H218ZM218 103H216V104H218ZM221 103V102H220ZM219 103V104H220ZM0 104H2V103H0ZM20 104H21V102H20ZM29 104H31V103H29ZM63 104V103H62ZM66 104V103H65ZM116 104H118V103H116ZM3 105V104H2ZM1 105V106H2ZM7 105V104H6ZM11 105V104H10ZM49 105V104H48ZM52 105H54V104H52ZM95 105H97V104H95ZM114 105V104H113ZM130 105H133L132 103L130 104ZM148 105V104H147ZM0 106V107H1ZM8 106V105H7ZM23 107H24V105H22ZM29 106H33L32 104L31 105H29ZM39 106H41V105H39ZM43 106V105H42ZM110 106V105H109ZM108 106V107H109ZM117 106V105H116ZM115 106V107H116ZM21 107V106H20ZM27 107H28V105H27ZM26 107V105H25V108H27ZM38 107V106H37ZM37 107H36V110H37ZM58 107H59V105H58ZM107 107V108H108ZM183 107V106H182ZM242 107V106H241ZM8 108V107H7ZM16 108V107H15ZM42 108V107H41ZM128 108V107H127ZM133 108H135V106L134 107H132V109ZM155 108V107H154ZM185 107H183V109H184ZM187 108H185V109H187ZM1 109H3V108H1ZM17 109V108H16ZM22 109V108H21ZM49 109V108H48ZM60 109V108H59ZM63 109V108H62ZM182 109V110H183ZM26 110V109H25ZM24 110V111H25ZM35 110V111H36ZM42 110H44L43 108H42ZM51 110V109H50ZM140 110V109H139ZM182 110H181V112H182ZM244 110V109H243ZM8 111V110H7ZM10 111H13L12 109L10 110ZM27 112H28V109L26 110ZM39 111V110H38ZM45 111V110H44ZM131 111V110H130ZM129 111V112H130ZM133 111V110H132ZM16 112V111H15ZM37 112V111H36ZM58 112H60L59 110H58ZM115 112V111H114ZM190 112V111H189ZM8 113V112H7ZM23 113V112H22ZM25 113V112H24ZM131 113V112H130ZM194 113V112H193ZM33 114V113H32ZM32 114H30V118L32 117L31 115ZM37 113H35V115H36ZM129 114V113H128ZM195 114V115H196ZM5 115H6V112H5ZM11 115V114H10ZM38 115V114H37ZM36 115V116H37ZM173 115H175V114H173ZM2 115H0V117H1ZM16 116V115H15ZM26 115L24 114V116L23 117H25ZM41 116V115H40ZM57 116V115H56ZM150 116V115H149ZM156 116V115H155ZM11 117V116H10ZM12 117H14V116H12ZM21 118H22V116H20ZM136 117V116H135ZM160 117V116H159ZM158 117V118H159ZM52 118V117H51ZM125 118V117H124ZM169 118V117H168ZM254 118V117H253ZM17 119V118H16ZM34 119H36L35 117H34ZM56 119H58L57 117H56ZM111 119H112V116H111ZM255 119V118H254ZM253 119V120H254ZM259 119V118H258ZM258 119H257V122H258ZM261 119H264V118H261ZM10 120V119H9ZM9 120H7L8 121V123H9ZM26 120H27V118H26ZM40 120V119H39ZM52 120V119H51ZM61 120V119H60ZM113 120V119H112ZM132 120V119H131ZM191 120V119H190ZM4 121H6V120H4ZM3 121V122H4ZM11 121V120H10ZM19 121V120H18ZM17 121V122H18ZM22 121H23V119H22ZM33 120H31V122H32ZM103 121V120H102ZM136 121V120H135ZM153 121V120H152ZM155 121V120H154ZM214 121V122H213ZM250 121V120H249ZM252 121V120H251ZM12 122V121H11ZM20 122H21V120H20ZM25 122V121H24ZM27 122V121H26ZM30 122V123H31ZM37 122V121H36ZM35 122V123H36ZM40 122V121H39ZM50 122V121H49ZM60 122V121H59ZM58 122V123H59ZM256 122V121H255ZM256 122V123H257ZM48 123V122H47ZM152 123H154V122H152ZM248 123V124H247ZM253 123V122H252ZM251 123V125H253ZM13 124V123H12ZM17 124V123H16ZM18 124H20V123H18ZM17 124V125H18ZM41 124V123H40ZM255 124V123H254ZM4 125V124H3ZM2 124L0 125L1 127L3 126ZM6 125V124H5ZM11 125V124H10ZM29 125H31V124H28L27 123V126L26 127H28L27 129H28V131H30V126ZM59 124H54L53 125V127H55V126H58ZM71 125V124H70ZM97 125V124H96ZM132 125V124H131ZM150 125V124H149ZM256 125V124H255ZM254 125V126H255ZM258 125V124H257ZM261 125H263V124H261ZM21 126H23V125H21ZM8 127V126H7ZM11 127V126H10ZM19 127H20V125H19ZM24 127V126H23ZM22 127V128H23ZM32 127V126H31ZM41 127V126H40ZM50 127V126H49ZM52 127V126H51ZM50 127V128H51ZM65 127V126H64ZM116 127V126H115ZM160 127V126H159ZM165 127V126H164ZM4 128V127H3ZM6 128V127H5ZM9 128V127H8ZM13 128H14V126H13ZM13 128H10L11 130H13ZM25 128V127H24ZM47 128V127H46ZM56 128V127H55ZM59 128H61L60 127V125L58 126V128L57 129H59ZM138 128V127H137ZM154 128V127H153ZM252 128V127H251ZM15 129H16V131L18 130L17 128H16V126H15ZM21 129V128H20ZM19 129V130H20ZM32 129H34V127L32 128ZM48 130H49V128H47ZM144 129V128H143ZM155 129V128H154ZM252 129H256V128H252ZM2 130V128L0 129V131ZM4 130V129H3ZM18 130V131H19ZM24 130V129H23ZM26 130V129H25ZM39 130V129H38ZM63 130V128H61V131ZM133 130V129H132ZM139 130V129H138ZM137 130V131H138ZM145 130V129H144ZM153 130V129H152ZM164 130V129H163ZM167 130V129H166ZM8 131V130H7ZM7 131H6V133H7ZM14 132V130H13V132H11L10 131V134H12L13 135V133H15V134H17V132ZM35 131V130H34ZM64 131H66V130H64ZM154 131V130H153ZM261 131V130H260ZM22 132V131H21ZM30 132H32V131H30ZM36 132V131H35ZM47 132V130L46 131H44V133H46ZM55 132H57V131H55ZM177 132H178V130H177ZM201 132V133H200ZM1 134L3 133V131H1L0 132ZM38 133V132H37ZM43 133V134H44ZM59 133V132H58ZM72 133V132H71ZM103 133V132H102ZM162 133V132H161ZM160 133V134H161ZM4 134V133H3ZM3 134L2 135H0V137H2L3 138ZM10 134H8L7 133V135H10ZM19 134V133H18ZM17 134V135H18ZM33 134V132L32 133H29V135H32ZM36 134V133H35ZM51 132L49 133V135H48V139H49V136L51 137ZM63 134V133H62ZM66 134H67V131H66ZM84 134V133H83ZM167 134V133H166ZM177 134V133H176ZM194 134V133H193ZM253 134H255L256 135V130H255V133H253ZM27 135V134H26ZM34 135V134H33ZM58 135V134H57ZM57 135H55L56 137L55 138H60V137H58ZM64 135H65V133H64ZM68 135V137H69V134H67ZM67 135H65V136H63V137H66ZM74 135V134H73ZM72 135V136H73ZM77 135V134H76ZM101 135V134H100ZM130 135V134H129ZM188 135V136H187ZM14 136V135H13ZM12 136V137H13ZM21 136V135H20ZM59 136H60V134H59ZM75 136V135H74ZM138 136V135H137ZM160 136V135H159ZM165 136H167V135H165ZM177 137V135H174V137ZM236 136H238V138L236 137ZM239 136H241V138H239ZM18 137V136H17ZM16 137V138H17ZM24 137V136H23ZM25 137H28V135L27 136H25ZM24 137V138H25ZM30 138H31V136H29ZM62 137V138H63ZM71 137V136H70ZM77 137H79V135L77 136ZM83 137V136H82ZM81 137V138H82ZM149 137V136H148ZM163 137V136H162ZM168 137V136H167ZM245 137H247V138H249V137H251L250 139H247V138H245ZM1 138V139H2ZM13 138H15V137H13ZM21 138V137H20ZM19 138V139H20ZM40 138V137H39ZM74 138V139H73ZM72 139L73 140H75V138L76 137H73ZM80 138V137H79ZM153 138H157V137H153ZM161 138V137H160ZM166 138V137H165ZM180 138V137H179ZM18 139V138H17ZM25 139H27V138H25ZM35 139H37V138H35ZM41 139H43V137L41 138ZM61 139V138H60ZM64 139H66V138H64ZM63 139V140H64ZM71 139V138H70ZM78 139V138H77ZM94 139V138H93ZM97 139V138H96ZM152 139V138H151ZM167 139V138H166ZM171 139V138H170ZM174 139H176V138H174ZM4 140V139H3ZM6 140V139H5ZM15 140V139H14ZM13 140V141H14ZM24 140V139H23ZM23 140H22V142H23ZM50 140V139H49ZM48 140V141H49ZM54 140H56V139H54ZM59 140V139H58ZM67 140V139H66ZM68 140H69V138H68ZM78 140H80V139H78ZM169 140V139H168ZM178 140V139H177ZM7 141H8V139H7ZM26 141V140H25ZM25 141H24V143H25ZM28 141V140H27ZM31 141V140H30ZM29 141V142H30ZM43 141V140H42ZM60 141V140H59ZM70 142H71V140H69ZM153 141V139L151 140V142ZM155 141V140H154ZM157 141V140H156ZM174 141H176V140H174ZM5 143H7L6 141H4ZM10 142V141H9ZM16 142V141H15ZM20 142V141H19ZM22 142H20V143H22ZM35 142H37V140L35 141ZM46 142V141H45ZM166 142H167V140H166ZM172 142V141H171ZM177 142V141H176ZM18 143V142H17ZM19 143V144H20ZM43 143V142H42ZM48 143H50V142H48ZM60 143V142H59ZM77 143V142H76ZM127 143V142H126ZM133 143V142H132ZM10 144V143H9ZM37 144V143H36ZM62 144H64V141H63V143ZM66 144H69V142L67 141V143ZM74 144H75V142H74ZM79 144H81V143H79ZM102 144V143H101ZM137 144V143H136ZM154 144V143H153ZM163 144H164V141H163ZM173 144H175V142L173 143ZM176 144H178V143H176ZM180 144V143H179ZM201 144H203L201 147H200V145ZM1 145V144H0ZM7 146H8V144H6ZM12 145H14V144H12ZM18 145V144H17ZM26 145V144H25ZM29 145V144H28ZM33 145V144H32ZM44 145V144H43ZM114 145V144H113ZM199 145V146H198ZM16 146V145H15ZM33 146H36V145H33ZM32 146V147H33ZM38 146H40L39 148L40 149H42L43 150V152H44V149L41 147V145L39 144ZM56 146V145H55ZM61 146V145H60ZM77 145H75V147H76ZM106 146V145H105ZM104 146V147H105ZM111 145H110V143H109V147H110ZM115 146V145H114ZM149 146V145H148ZM169 146H171V145H169ZM175 146V145H174ZM9 147H10V145H9ZM8 147V148H9ZM17 147V146H16ZM22 148L23 147V145H20L19 146V148ZM54 147V146H53ZM62 147V146H61ZM60 147V148H61ZM69 147V146H68ZM79 147V146H78ZM101 147V146H100ZM103 147V148H104ZM107 147V146H106ZM150 147V146H149ZM198 147V148H197ZM248 147V146H247ZM7 148V150H9ZM14 148V147H13ZM29 148V147H28ZM34 148V147H33ZM39 148H37L38 150H39ZM44 148H45V146H44ZM48 148V147H47ZM65 148H66V146H65ZM65 148H63L62 147V149H64L65 150ZM80 148H82V147H80ZM80 148H76V150H79ZM91 148V147H90ZM112 148V147H111ZM120 148V147H119ZM141 148V147H140ZM156 148H157V146H156ZM197 148V149H196ZM16 149H18V147L16 148ZM16 149H15V152H16ZM50 149H52V147L50 146ZM61 149V150H62ZM70 148H68V150H69ZM128 149V148H127ZM149 149V148H148ZM147 149V150H148ZM12 151H13V149H11ZM25 150H28V149H25ZM24 150V151H25ZM29 150H31V149H29ZM56 149H54V151H55ZM60 150V149H59ZM63 150V151H64ZM111 150H113V149H111ZM171 150V149H170ZM20 151H22V149L20 150ZM36 150H34V152H35ZM39 151H41V150H39ZM52 151V150H51ZM70 151V150H69ZM90 151V150H89ZM93 152H94V150H92ZM135 151V150H134ZM150 151V150H149ZM152 151V150H151ZM243 151H245V154L243 153ZM1 152V151H0ZM2 152H4V151H2ZM5 152H6V150H5ZM23 152V151H22ZM21 152V153H22ZM32 152H33V149H32ZM32 152H31V154H32ZM33 152V153H34ZM42 152V151H41ZM41 152H38V156H41V155H39V153H41ZM46 152V151H45ZM61 152V151H60ZM59 152V153H60ZM68 151H66V153L65 154H71L72 152L70 151V152H68ZM73 152H74V148H73ZM76 152V151H75ZM74 152V153H75ZM84 152H85V150H84ZM131 152V151H130ZM28 153H29V151H28ZM58 153V152H57ZM82 153V152H81ZM97 153V152H96ZM96 153H94V154H92V155H96ZM125 153V152H124ZM147 153V152H146ZM3 153H1V155H2ZM19 153L17 152V155H18ZM25 154L27 155V153L25 152ZM24 154V152H23V155L21 154V155H18V156H24V157H26V155ZM30 154V153H29ZM30 154V155H31ZM42 154V153H41ZM63 154V153H62ZM64 154V155H65ZM88 154V153H87ZM113 154V153H112ZM111 154V155H112ZM149 154V153H148ZM158 154V153H157ZM244 154V156H243V159H242V161L240 162V164L238 165V166H234V164H235V160H237L238 158H237V156L236 155H243ZM0 155V156H1ZM11 155V154H10ZM34 156L33 157H35V153L33 154ZM43 155V154H42ZM51 155V154H50ZM55 155V154H54ZM98 155V154H97ZM102 155H103V153H102ZM115 155V154H114ZM139 155V154H138ZM151 155V154H150ZM161 155V154H160ZM168 155H170V154H168ZM3 156H4V154H3ZM29 156V155H28ZM52 156V155H51ZM89 156H90V159H92L93 157H95V156H93V157H91V155L89 154ZM123 156V155H122ZM121 156V157H122ZM129 156V155H128ZM140 156V155H139ZM144 156H146L145 154L143 155V157ZM154 156H156V154L154 155ZM154 156H152V158L154 157ZM173 156V155H172ZM177 156V155H176ZM180 156V154L178 155V157ZM236 156V157H235ZM4 157H6V156H4ZM3 157V160L5 161V158ZM10 157V156H9ZM11 157H14V156H11ZM30 157V156H29ZM42 157V156H41ZM44 158L45 157H47V156H43ZM67 157H71V156H68L67 155ZM86 157V156H85ZM84 157V158H85ZM88 157V156H87ZM103 157V156H102ZM120 157V158H121ZM132 157H134V156H132ZM142 157V158H143ZM156 157H159V156H156ZM1 158H2V156H1ZM0 158V159H1ZM15 158H17V157H15ZM19 158V157H18ZM21 158H23V157H20L19 158V161H20V159ZM28 158V157H27ZM37 158H39V157H37ZM43 158V159H44ZM62 158V157H61ZM73 158H75V157H73ZM96 158V157H95ZM108 158V157H107ZM115 158V157H114ZM118 158V157H117ZM119 158V159H120ZM125 158V157H124ZM136 158V157H135ZM135 158H134V160H135ZM146 158H148L147 156H146ZM162 158V157H161ZM174 158H175V156H174ZM26 159V158H25ZM31 159V158H30ZM30 159H28V161L30 160ZM59 159V158H58ZM57 159V160H58ZM87 159V158H86ZM89 159V160H90ZM102 159V161L104 160V158H101ZM126 159V158H125ZM124 159V161H126ZM144 159V161H147V159H145V157L143 158ZM171 159V158H170ZM193 159V158H192ZM192 159H190V160H192ZM2 160V159H1ZM0 160V161H1ZM2 160V161H3ZM10 160H11V158H10ZM23 160V159H22ZM32 161L34 160L33 158L31 159ZM30 160V161H31ZM72 160V159H71ZM79 160H81V159H79ZM88 160V161H89ZM97 160V159H96ZM140 161L138 162V161H136L135 160V162H133V160L132 161H129V162H133L132 163V165L130 166V168H132L133 166H134V163H137V169H139V168H142V167H144V165L142 166V167H140V165L139 164H142L144 161H142L141 162V159H139ZM226 160V161H225ZM1 161V162H2ZM14 161H17V159L16 160H14ZM19 161H17V162H19ZM44 161V160H43ZM77 161V160H76ZM87 161V162H88ZM106 161V160H105ZM117 161V160H116ZM148 161H149V159H148ZM147 161V162H148ZM0 162V163H1ZM10 162H13V161H10ZM69 162V161H68ZM72 162H73V160H72ZM71 162V164H73ZM79 162V161H78ZM99 162V161H98ZM101 162V161H100ZM99 162V163H100ZM107 162H109V163H107ZM106 163H107V167H106V169L108 170V172H109V170L110 169H116V165L117 164H115L114 165V163L112 162V161H107ZM113 164V166L112 165H110V167H109V164H111V163ZM165 162V161H164ZM3 163V162H2ZM7 163V162H6ZM22 162H20V165H24V164H21ZM24 163V162H23ZM30 163V162H29ZM32 164L34 163V162H31ZM30 163V164H31ZM37 163H39V162H37ZM51 163H52V161H51ZM92 162L91 161H89V164H91ZM106 163H104V164H106ZM144 163H146V162H144ZM238 163V162H237ZM14 164V163H13ZM19 164V163H18ZM18 164L17 163H15V167L17 166L18 167ZM41 164V163H40ZM49 164V163H48ZM55 164V163H54ZM65 164V163H64ZM67 164V163H66ZM80 164V163H79ZM103 164V165H104ZM130 164V163H129ZM2 165H5V164H2ZM11 165V164H10ZM20 165H19V167H20ZM26 165H28V163L26 164ZM60 165H62V163L60 164ZM59 165V166H60ZM70 164H68V166H69ZM75 165H76V163H75ZM75 165H73L74 167H75ZM86 165H87V167L86 168H84L85 170L88 168V163H86ZM92 165H94V162L91 164V166ZM96 165H98L99 166V164L98 163H96ZM96 165H94V166H96ZM101 165V164H100ZM127 165V164H126ZM237 165V164H236ZM7 166H9V165H7ZM6 166V167H7ZM29 166V165H28ZM34 166V165H33ZM33 166L31 167V169H33ZM51 166V165H50ZM65 166V165H64ZM80 166V165H79ZM82 166V165H81ZM120 166V165H119ZM118 166V167H119ZM5 167V166H4ZM17 167H16V169H17ZM24 168H25V165L23 166ZM36 167V166H35ZM76 167H78V166H76ZM101 167H102V165H101ZM100 167V168H101ZM104 167L105 166H103L102 168V170L103 171H105L104 170ZM111 167H113V168H111ZM118 167H117V170H116V173L118 172V174H119V172H120V175H121V173H123V171L124 170H127L128 172L129 171H132L133 169H131L130 170V168H129V170L127 169V168H124V170H123V168H120L119 167V169H118ZM122 167V166H121ZM177 167V166H176ZM8 168V167H7ZM21 168V167H20ZM27 168H29V167H27ZM36 168H38V165H37V167ZM35 168V169H36ZM58 168V167H57ZM62 168V167H61ZM73 167L71 166V168H70V170L72 169ZM81 168V167H80ZM91 168V171L93 172V169L94 170H96V168L98 169V173H100L99 175H103L104 174V172L102 171V172H99V169L100 168H98L97 166H96V168H94L93 166L92 167H90V165H89V169ZM93 168V169H92ZM110 168V169H109ZM1 169V168H0ZM10 169V168H9ZM22 169V168H21ZM26 169V168H25ZM42 169V168H41ZM50 169V168H49ZM60 169V168H59ZM75 169V168H74ZM74 169H73V171H74ZM88 169V170H89ZM174 169H175V167H174ZM174 169H172V170H174ZM4 170H6L5 168H4ZM8 170V169H7ZM12 170V169H11ZM22 170H24V169H22ZM51 170V169H50ZM61 170V169H60ZM69 170V171H70ZM76 170H77V168H76ZM80 170V169H79ZM78 170V171H79ZM84 170V171H85ZM107 170H106V172H105V176H107L108 175V178L106 179V180H104V181H107L108 182V180H109V178H110V182L112 181V179H113V176L111 177L110 175H114V178L116 177V173H115V171L114 170H110L111 172L108 174L107 173ZM120 170H123V171H120ZM134 170H135V166H134ZM159 170V169H158ZM171 170V171H172ZM200 170H202L201 172H200ZM14 172V174H17V175H20V179L21 178H23L24 177V179H25V177H27V174H29V173H31V171L32 170H30L29 171V173H28V171H26V176H24V174H23V172H22V174H23V177L21 176L22 174H19V173H17V171H18V169H17V171L16 170H13ZM34 171V170H33ZM33 171H32V173H33ZM36 171V170H35ZM64 171V170H63ZM67 171V170H66ZM72 171V170H71ZM87 171V170H86ZM91 171H89V174H91L92 175V173H90ZM126 171V172H127ZM136 171H138V170H136ZM136 171H135V175H136ZM10 172V171H9ZM76 173H77V171H75ZM83 171H81V173H82ZM115 174H114V173ZM133 172V171H132ZM143 172V171H142ZM155 172V171H154ZM186 172V173H187ZM188 172V173H189ZM1 173V172H0ZM4 173V172H3ZM8 173V172H7ZM11 173H12V171H11ZM11 173H10V175L9 174H7V176L9 175V176H11ZM31 173V175L33 176V174H35L36 172H34L33 174ZM43 173V172H42ZM85 173V172H84ZM102 173V174H101ZM112 173V174H111ZM178 173V172H177ZM181 173V177H182V174ZM187 173V174H188ZM2 174V173H1ZM44 174V173H43ZM42 174V175H43ZM51 173H49V177L50 176H54V175H56V174H54V175H50ZM66 174V173H65ZM71 174V173H70ZM74 174V173H73ZM95 174H97V173H95ZM117 174V178H120L119 176L120 175H118ZM124 174V176L123 175H121V176H123V178L125 177V173H123ZM130 174V173H129ZM128 174V176H132V174L131 175H129ZM138 174H139V171H138ZM137 174V175H138ZM168 174V173H167ZM167 174H166V178H167ZM170 174V173H169ZM2 175H4V174H2ZM2 175L0 176V179H1V181H4V180H2V178H8V177H6L5 175V177L3 176L2 177ZM30 175V178L31 179H33L32 178V176ZM41 175V174H40ZM78 175V174H77ZM86 175V174H85ZM91 175H89V176H87V178H89L92 182L94 181L93 180V178H94V176H96V175H94L93 174V177H91ZM103 175V176H104ZM126 175H127V173H126ZM144 175V174H143ZM191 175V174H190ZM79 176H80V174H79ZM82 176V177H81ZM80 176V178L82 179L83 178V175H81ZM97 176H98V174H97ZM110 176V177H109ZM178 176H180V174L178 175ZM188 176V175H187ZM198 176V177H197ZM13 177H14V175H13ZM16 177L17 176H15V178H14V180L16 179ZM19 177V176H18ZM28 177H29V175H28ZM38 177V176H37ZM36 177V178H37ZM40 177V176H39ZM43 176H41V178H42ZM49 177L48 176H46L45 178L46 179H48L49 180ZM57 177V176H56ZM60 177V176H59ZM86 177V176H85ZM85 177H84V179H85ZM98 177H100V176H98ZM102 177V176H101ZM127 177V176H126ZM133 177V176H132ZM180 177V178H181ZM11 177H9L8 179H10ZM44 178V177H43ZM42 178V179H43ZM45 178H44V180H45ZM66 178V177H65ZM67 178H70V177H67ZM77 178V177H76ZM80 178H79V180H80ZM86 178V180H88ZM122 178V177H121ZM123 178L122 179H119V180H121V181H123ZM129 178H131V177H129ZM135 177H133V179H134ZM140 178V177H139ZM155 178V177H154ZM154 178H152V179H154ZM176 178H178V177H176ZM180 178H178L177 180H179ZM31 179H30V181H31ZM42 179H39V180H37V182L38 181H40V182H42L43 180ZM57 180H58V178H56ZM96 179H99V178H96ZM101 179V178H100ZM103 179H105L104 177H103ZM127 179V178H126ZM169 179H170V177H169ZM182 179V178H181ZM18 180V179H17ZM17 180H15V181H17ZM25 180H27V178L25 179ZM34 180V179H33ZM32 180V181H33ZM57 180H54L53 179V183H58V182H60V181H58L57 182ZM60 180V179H59ZM64 180V179H63ZM62 180V181H63ZM67 180H69V179H67ZM78 180V179H77ZM90 180H88V182H90ZM117 180V179H116ZM125 180V179H124ZM129 180V179H128ZM138 181H139V179H137ZM147 180V179H146ZM166 180V179H165ZM168 180V179H167ZM171 180V179H170ZM182 180H184V178L182 179ZM6 181H7V179H6ZM24 181V180H23ZM23 181H21L20 180V183H22ZM29 181V184L30 183H32V182H30ZM80 181H82V180H80ZM84 181V180H83ZM97 181H99V180H97ZM101 182H102V180H100ZM99 181V182H100ZM148 181V180H147ZM154 181V182H153ZM158 181H162V180H158V179H155V180H151V185H153L154 183H155V188L156 189H160V190H163V191H165L164 189H166V187H165V185H164V183L162 184V183H158ZM164 181V180H163ZM188 181H190V178H189V180ZM187 181V182H188ZM11 182H14L13 180H11ZM18 182V181H17ZM26 182L27 181H25L24 182V184H26ZM52 182V181H51ZM88 182H86L87 184H88ZM95 182H96V180H95ZM107 182H104L105 184H103V185H107V188H108V184H109V182H108V184H106ZM118 182V180L116 181V183ZM130 182H131V180H130ZM165 182V181H164ZM192 182H195L194 180L192 181ZM1 183H3V182H1ZM0 183V184H1ZM6 183V182H5ZM9 183H10V181H9ZM16 183V182H15ZM15 183H13V185L12 186H14V184ZM76 183V182H75ZM84 183V182H83ZM85 183V184H86ZM124 182H122V184H123ZM149 183V182H148ZM180 183V185H181V182H179L178 181V184ZM7 184V183H6ZM11 184V183H10ZM10 184H8L7 186H9V187H12ZM19 184V183H18ZM39 184V183H38ZM38 184H36V185H38ZM48 184V183H47ZM50 184V183H49ZM48 184V185H49ZM59 184H61V182L59 183ZM58 184V185H59ZM68 183H66V185H67ZM90 184V183H89ZM97 183H95L94 184V186L93 187H95V185H96ZM99 184V183H98ZM118 184H119V182H118ZM128 184V183H127ZM138 184V183H137ZM137 184L135 185V186H137ZM167 184V189L166 190H168L167 192L168 193H170V194H172V193H175V188L176 187H178V188H181L180 187V185H178V184H174V185H172V184H169L168 185V183H166ZM186 184V183H185ZM21 185V184H20ZM28 185V183L26 184V186ZM48 185H47V187H48ZM57 185V186H58ZM62 185V184H61ZM65 184L63 183V186H64ZM92 185V184H91ZM90 185V186H91ZM114 185L115 186H113L114 188L116 187V189L118 190V187L120 188V186H118L117 184H115L114 183ZM130 185H131V183H130ZM147 185V184H146ZM176 185V186H175ZM5 186V185H4ZM45 186V185H44ZM43 186V187H44ZM53 186V185H52ZM60 186V185H59ZM62 186V187H63ZM86 186V185H85ZM90 186L88 185V189L90 188ZM118 186V187H117ZM140 186V185H139ZM6 187V186H5ZM24 187V186H23ZM29 187V186H28ZM27 187V188H28ZM41 187V186H40ZM39 187V188H40ZM81 187V186H80ZM84 187V186H83ZM100 187H102V185H100ZM100 187H99V185H97V188L96 189H100ZM104 187H106V186H104ZM110 187V186H109ZM121 187L123 188V185H121ZM126 187H132V189H133V185L132 186H129V184L126 186ZM138 187V186H137ZM147 187V186H146ZM145 186L144 187H142V188H146ZM195 187H197V188H195ZM4 188V187H3ZM20 188V187H19ZM22 188V187H21ZM21 188H20V190H21ZM26 188V187H25ZM25 188H23V189H25ZM32 188V187H31ZM61 188V187H60ZM60 188H59V190H60ZM74 188V187H73ZM103 188V187H102ZM111 188V191H112V187H110ZM136 188V187H135ZM193 188H195V189H193ZM7 189H9V188H7ZM48 189H52V188H47L46 190H48ZM54 189L56 190V188H55V186H54ZM62 189V188H61ZM83 189H85V188H83ZM91 189H92V187H91ZM95 189V188H94ZM105 189V191H106V188H104ZM104 189H103V191H104ZM116 189H114V191L116 190ZM127 188H125V190H126ZM137 189H139V188H137ZM16 191L18 190L19 191V189H15ZM27 190V189H26ZM35 190H36V188H35ZM45 190V191H46ZM54 190V191H55ZM108 190V189H107ZM121 190V189H120ZM125 190H122L123 191V193H124V191ZM129 190V189H128ZM4 191L5 190H3L2 189V193H4ZM38 191H40V190H38ZM49 191V190H48ZM52 191V190H51ZM57 191V190H56ZM56 191H55V193H56ZM61 191H63L64 192V190H61ZM82 191V190H81ZM87 191H89V190H87ZM87 191H85L86 193H85V196H84V198L86 197V195H89L88 193L90 192H87ZM98 191V190H97ZM105 191L103 192L104 194H105ZM110 191V192H111ZM113 191V192H114ZM121 191V192H122ZM127 191V190H126ZM125 191V192H126ZM152 191V190H151ZM157 191V190H156ZM177 191H179L178 189H177ZM219 191H221V193H220V195H219V197H215L217 194H218V192ZM8 192H10V191H7L6 193H5V195L6 194H8ZM15 192V191H14ZM27 192H29V191H27ZM32 193H34V191H31ZM47 192V191H46ZM72 192V191H71ZM80 192V191H79ZM83 192V191H82ZM95 192L96 191H94L93 193V195L92 196H95ZM100 192V190L97 192V193H99ZM119 192V191H118ZM120 192V193H121ZM129 192H131V191H129ZM241 192H245V197H244V199L243 200H238V198H237V194L238 193H241ZM1 193V196L3 195ZM13 193V192H12ZM42 193H45L44 191H42ZM49 193H50V191H49ZM73 193V192H72ZM102 193V194H103ZM112 193V192H111ZM10 194V193H9ZM8 194V195H9ZM16 194V193H15ZM36 194H38V193H36ZM35 194V195H36ZM39 194H40V192H39ZM58 194H59V191H58ZM65 194V193H64ZM63 194V195H64ZM70 194V193H69ZM81 195H82V193H80ZM91 194H92V192H91ZM91 194H90V197L89 196H87V199L88 198H91ZM100 194V193H99ZM131 194V193H130ZM144 194H146V193H144ZM149 194V193H148ZM166 194V193H165ZM179 194V193H178ZM4 195V196H5ZM10 195H12V194H10ZM14 195V194H13ZM21 195V194H20ZM34 195V196H35ZM46 195H49L48 193L47 194H45V197H46ZM98 194H96V196H97ZM106 195V194H105ZM107 195H108V193H107ZM168 195V194H167ZM174 195V194H173ZM31 196V195H30ZM34 196L33 197H31L30 199H33L34 198ZM37 196V195H36ZM50 196H51V194H50ZM54 196V195H53ZM55 196H56V198H57V195L55 194ZM148 196V195H147ZM154 196H155V194H154ZM171 196V195H170ZM8 197H11V196H8ZM80 197L81 196H79V199H80ZM146 197V196H145ZM160 197H161V195H160ZM169 197V196H168ZM167 197V198H168ZM187 197V196H186ZM190 197V196H189ZM0 198H2V197H0ZM6 197H4V198H2V199H0V200H3V199H5ZM13 198V197H12ZM24 198V197H23ZM41 198V197H40ZM68 198H70V203L71 204H73V203H76V201L78 202V200L79 199H76V201H75V199H74V197H73V194H72V198L74 199H72L71 198V195L68 197ZM159 198V197H158ZM165 198V197H164ZM172 198V197H171ZM179 198V197H178ZM37 199V198H36ZM53 199H55V197H53ZM67 199V198H66ZM146 200H147V198H145ZM144 199V200H145ZM150 199H151V197H150ZM155 199V198H154ZM161 199H162V197H161ZM189 199V198H188ZM188 199L186 200V201H188ZM20 200V199H19ZM43 200V199H42ZM49 201L50 200H52L51 199V197H50V199H48ZM47 200V202H49ZM57 200H58V198H57ZM56 200V201H57ZM73 200V201H72ZM82 200V199H81ZM80 200V201H81ZM143 200V201H144ZM145 200V201H146ZM149 200V199H148ZM184 200V199H183ZM190 200V199H189ZM4 201V200H3ZM6 201H8V202H10V201H12V200H10V199H7ZM17 201V200H16ZM25 202H26V198H25V200H24ZM27 201H29V200H27ZM36 201V200H35ZM35 201H29V202H33L34 204L36 203ZM38 201V200H37ZM44 201H46V199L44 200ZM54 201L55 200H53V203H54ZM56 201H55V203H56ZM59 201V200H58ZM75 201V202H74ZM91 201V200H90ZM193 201V200H192ZM24 202V203H25ZM38 202H41V200L40 201H38ZM46 202V203H47ZM63 202H64V204H65V199H64V201L62 200V202H57V203H60L61 204V206L59 207V205H57V208L59 207V209L62 207V204H63ZM169 202V201H168ZM175 202V201H174ZM191 202V201H190ZM16 203V202H15ZM28 203V202H27ZM32 203V204H33ZM51 203H52V201H51ZM52 203V204H53ZM54 203V204H55ZM67 203V202H66ZM86 203V202H85ZM84 203V204H85ZM91 203V202H90ZM94 203V202H93ZM93 203H91V204H93ZM145 203H147V202H145ZM171 203V202H170ZM173 203V202H172ZM189 202H187V204H188ZM11 204H13V203H11L10 202V204H7V202H6V206L7 205H10L9 206V208L12 206V208H13V205H11ZM21 204H23V203H21ZM33 204V205H34ZM41 204H43L44 205V203H41ZM53 204V205H54ZM63 204V208H64V205ZM78 205L80 204L81 205V203H77ZM160 204V203H159ZM184 204H185V202H184ZM197 204V203H196ZM0 205H1V202H0ZM23 205H25L26 207H27V204H23ZM32 205V206H33ZM38 205H39V203H38ZM42 205V206H43ZM77 205V206H78ZM142 205V204H141ZM140 205V206H141ZM146 205V204H145ZM188 205H190V204H188ZM197 205H200V204H197ZM203 205V204H202ZM201 205V206H202ZM207 205V204H206ZM205 205V206H206ZM1 206H2V208H1ZM0 206V208L3 210V206H4V208L6 207L5 206V204H2ZM22 206V205H21ZM37 206V205H36ZM45 206V208H46V205H44ZM44 206H43V208H44ZM48 206V205H47ZM51 206V205H50ZM88 206H90L89 204H88ZM129 206V205H128ZM144 206V205H143ZM154 206V205H153ZM158 206V205H157ZM163 206H166L165 204L163 205ZM8 207V206H7ZM23 207V206H22ZM39 207H40V205H39ZM54 207V206H53ZM70 207V206H69ZM80 207H83V206H78V207H76V205H72V207H70V211L71 210H75V208H79L80 210H82ZM95 207V206H94ZM8 208V210L10 211L11 209H9ZM21 210H25L24 208L22 209L21 207H19ZM18 208V209H19ZM42 208V209H43ZM55 208V207H54ZM54 208L52 209V211L54 210ZM72 208V209H71ZM85 208V207H84ZM89 208V207H88ZM98 208V207H97ZM112 208V207H111ZM156 208V207H155ZM169 208V207H168ZM179 208V207H178ZM182 208V207H181ZM200 208H202V207H197V209H200ZM204 208V207H203ZM206 208V207H205ZM100 209V208H99ZM135 209V208H134ZM139 209V208H138ZM137 209V210H138ZM146 209V208H145ZM149 209V208H148ZM171 209V212H172V208H170ZM174 209H175V207H174ZM194 209H196V208H194ZM1 210V211H2ZM17 210V209H16ZM21 210H20V212H21ZM45 210V209H44ZM46 210H47V208H46ZM45 210V211H46ZM49 210V209H48ZM46 211V213H48V212H51L52 213V211H51V208H50V211ZM154 210V209H153ZM158 210V209H157ZM216 210V211H215ZM6 211H7V209H6ZM9 211H8V213H9ZM12 211H14V210H12ZM26 211V210H25ZM25 211L24 212H22V213H24V214H26L25 213ZM43 211V210H42ZM67 211V210H66ZM77 211H79V210H77ZM76 211V212H77ZM89 210H87V212H88ZM94 211V210H93ZM97 211V210H96ZM96 211H94V212H96ZM162 211V210H161ZM185 211V210H184ZM190 211V210H189ZM3 213L5 212V209H4V211H2ZM11 212V211H10ZM20 212H18V213H16L15 212V215L17 216V214H18V217H19V215H20ZM30 212V211H29ZM29 212H27V214L29 213ZM41 212V211H40ZM85 212H86V209H85ZM99 212V211H98ZM97 212V213H98ZM115 213H116V211H114ZM119 212H121V210L119 211ZM118 212V213H119ZM130 212V211H129ZM158 212H159V210H158ZM179 212H181V211H179ZM187 212H188V210H187ZM191 212V211H190ZM13 212H11V214H12ZM44 214V215H49V213L48 214ZM54 214H56L57 213V210H56V213H55V211L53 212ZM72 213L74 214V211H72ZM72 213H71V215H72ZM80 213H81V211H80ZM99 213H101V211L99 212ZM111 213V212H110ZM118 213H117V216L118 217H120L119 215H118ZM123 213V212H122ZM122 213H120V214H122ZM143 213V212H142ZM162 214H163V212H161ZM169 213V212H168ZM167 213V214H168ZM175 213V212H174ZM196 213V212H195ZM10 214V213H9ZM9 214L7 215V217H9ZM24 214H22V216L24 215ZM54 214L52 215V216H54ZM65 214V213H64ZM103 214V213H102ZM113 214V213H112ZM111 214V215H112ZM130 214V213H129ZM145 214V213H144ZM155 214V213H154ZM153 214V215H154ZM173 214V213H172ZM189 214V213H188ZM193 214H194V212H193ZM2 215V214H1ZM4 215V214H3ZM13 215V214H12ZM51 215H49L50 217H51ZM70 215V216H71ZM75 215H77V213H75ZM80 215V214H79ZM85 215H88V214H86L85 213ZM91 215H93V213L91 214ZM95 215V214H94ZM110 215V216H111ZM124 215V213L122 214V216ZM179 215H180V213H179ZM183 215V214H182ZM181 215V216H182ZM186 215V214H185ZM254 215H257V217L258 218H256V217H253ZM4 216H6V215H4ZM38 216H39V214H38ZM41 216V215H40ZM48 216V217H49ZM57 216V215H56ZM55 216V217H56ZM62 216V215H61ZM78 216V215H77ZM81 216V215H80ZM84 216V215H83ZM96 216V215H95ZM94 216V217H95ZM99 216V214L96 216V217H98ZM103 217H104V214L102 215ZM101 216V217H102ZM107 216V215H106ZM121 216V217H122ZM130 216V215H129ZM128 216V217H129ZM134 216V215H133ZM136 216V215H135ZM165 216V215H164ZM190 216H191V214H190ZM1 217H3V216H1ZM7 217H5V219L7 218ZM13 217V216H12ZM12 217H10L9 219L11 220L12 219ZM15 217V216H14ZM14 217H13V220H14ZM18 217H15V220H17L16 218H18ZM25 217V216H24ZM26 217H27V215H26ZM30 216H28V218H29ZM43 217V216H42ZM49 217V218H50ZM60 217V216H59ZM63 217V216H62ZM61 217V218H62ZM73 217V216H72ZM75 217V216H74ZM85 217V216H84ZM93 217V216H92ZM103 217H102V219H103ZM115 218L116 217V215L115 216H112V218ZM156 217V216H155ZM161 217V216H160ZM163 217V216H162ZM4 218V217H3ZM20 218V217H19ZM45 218H47V216H45L44 217V219ZM60 218V219H61ZM64 218V217H63ZM67 218V217H66ZM79 218V217H78ZM78 218H76V219H78ZM88 218V217H87ZM110 219V217H107V219ZM111 218V219H112ZM117 218V217H116ZM141 218V217H140ZM143 218V217H142ZM145 218V217H144ZM148 218L149 217H147V220H148ZM151 218H152V216H151ZM175 218V217H174ZM177 218V217H176ZM179 218H180V216H179ZM182 218H183V216H182ZM186 218V217H185ZM208 217L206 216V219H207ZM70 219H71V217H70ZM81 219V217L79 218V222L82 220H80ZM83 219H85V218H83ZM91 219H93V222H94V218H90L89 220L91 221ZM96 219V218H95ZM100 219V218H99ZM101 219V220H102ZM118 219V218H117ZM124 219V218H123ZM131 219H133V218H131ZM146 219V218H145ZM165 219V218H164ZM168 219V218H167ZM189 219V218H188ZM210 219H211V217H210ZM209 219V220H210ZM2 220H4V219H2ZM1 220V221H2ZM12 220V221H13ZM73 220V219H72ZM101 220H99L98 222H97V220H95L98 224L96 225L95 224V226L99 229V227H100V232L103 230V228L106 226L107 227V223L105 224V222H107L106 221V218H104V220L103 221H105L104 222V225H102V226H104V227H102L101 228V224H102V221ZM125 220V219H124ZM144 220V219H143ZM159 220H162L161 218L159 219ZM166 220V219H165ZM165 220H163V221H165ZM185 220H187V218L185 219ZM12 221H9V223L10 222H12ZM62 221H63V219H62ZM69 221V220H68ZM71 221V220H70ZM86 221V220H85ZM84 221V223H83V221H81L83 224H85L86 225V222ZM90 221H88L89 223H90ZM111 222L110 223H112L113 221L112 220H110ZM120 221V220H119ZM119 221H116L117 222V224H116V226H118V222ZM123 221V220H122ZM122 221H121V226H120V228H122L123 227V223H122ZM149 221V220H148ZM154 221V220H153ZM176 221V220H175ZM179 221H182V220H179ZM208 221V220H207ZM211 221H212V219H211ZM14 222H17V221H13V223ZM19 222V221H18ZM30 221H28V222H25L26 224L27 223H29ZM72 222V221H71ZM71 222L68 224V227L70 226L71 227V225L73 226L74 225V223L73 224H71ZM76 222V221H75ZM79 222H78V224H79ZM93 222H92V224H93ZM143 222V221H142ZM174 222V221H173ZM177 222V221H176ZM183 222V221H182ZM3 223V225H4V223H5V221L4 222H2ZM7 223H8V221H7ZM63 223V222H62ZM67 223V221L64 223V224H66ZM77 223V222H76ZM88 223V224H89ZM99 223H100V226H99ZM109 223V224H110ZM136 224H137V221L135 222ZM144 223H145V221H144ZM150 223V222H149ZM171 223V222H170ZM6 224V223H5ZM23 225V227H26V226H24L25 224L24 223H22ZM77 224V225H78ZM83 224H80L81 226L83 225ZM91 224V223H90ZM89 224V226H91ZM127 224V223H126ZM126 224L124 223V227L126 226ZM136 224H135V227H137L136 226ZM139 224V223H138ZM181 224V223H180ZM180 224H176V225H180ZM183 224V223H182ZM181 224V225H182ZM184 224H185V222H184ZM207 224V223H206ZM6 225H8V224H6ZM10 225V224H9ZM11 225H12V223H11ZM10 225V226H11ZM14 225V224H13ZM19 225V224H18ZM29 224H27V226H28ZM35 225V224H34ZM33 225V226H34ZM79 225V226H80ZM112 225H114V224H112ZM112 225H110L109 227L111 228V226ZM173 225H175L174 223H173ZM173 225H172V227H173ZM174 226V227H177V226ZM197 225H199V224H197ZM2 226V225H1ZM15 226H17V225H15ZM80 226V227H81ZM87 226V225H86ZM89 226H88V230L89 229H91V227L89 228ZM92 226H94V224L92 225ZM94 226V227H95ZM99 226V227H98ZM134 226V225H133ZM170 226V225H169ZM183 226V225H182ZM181 226V227H182ZM189 226H191V225H189ZM193 226V225H192ZM12 227V226H11ZM18 227H20V226H18ZM37 227V226H36ZM75 227V226H74ZM84 228H86L85 226H83ZM83 227H81V228H83ZM96 227H95V230H96ZM113 227V226H112ZM123 227V228H124ZM139 227V226H138ZM137 227V228H138ZM143 226H141L140 228H142ZM147 227V226H146ZM173 227V228H174ZM200 227V226H199ZM214 227V226H213ZM4 228V227H3ZM10 228V227H9ZM15 227H13L12 229H14ZM29 228H31L30 226H29ZM29 228L27 229H25L24 228V230H29ZM38 228V227H37ZM65 228H67V227H65ZM76 228H77V226H76ZM108 228V227H107ZM106 228V232L107 231H109V233L111 234L112 232H111V230H108ZM129 228H131L130 229V231H129V234L130 233H134V232H132L131 230H132V228L133 227H129ZM136 228V229H137ZM205 228V227H204ZM216 228V227H215ZM1 229V228H0ZM20 229H22V228H20ZM32 229V228H31ZM94 229V228H93ZM97 229V230H98ZM102 229V230H101ZM117 230L119 229V228H116ZM135 228H133V230H134ZM175 229V228H174ZM179 229V228H178ZM4 230V229H3ZM15 230H17V229H15ZM33 231H34V229H32ZM39 230V229H38ZM73 230H74V228H73ZM75 230H77L78 231V228L77 229H75ZM74 230V231H75ZM82 230V229H81ZM81 230H79L77 233H79ZM84 230V229H83ZM88 230H84V231H86V232H83V233H88L87 231ZM94 230V231H95ZM115 230V229H114ZM170 230H172V229H170ZM176 230V229H175ZM192 230V229H191ZM190 230V231H191ZM202 230V229H201ZM203 230H205V229H203ZM6 231V230H5ZM9 230H7L6 232H8ZM19 231V230H18ZM30 231V230H29ZM68 231V230H67ZM66 231V232H67ZM73 231V232H74ZM90 231H92V229L91 230H89V232ZM121 231H124V229H121ZM137 231H139V229L137 230ZM10 232V231H9ZM11 232H15V231H11ZM10 232V233H11ZM20 232H21V230H20ZM24 232V231H23ZM72 232V233H73ZM96 233V235L95 236H98L97 235V233H98V231H95ZM105 231L103 230V232H101V234L102 233H104ZM105 232V233H106ZM117 232V231H116ZM115 231L113 232V235H110V234H108V236H114V237H116V238H118V236L121 234H124V232L123 233H116ZM135 232H136V230H135ZM140 232V231H139ZM138 232V233H139ZM164 232V231H163ZM170 232H172V231H170ZM262 232V231H261ZM15 233H17V231L15 232ZM15 233L14 234H11V235H13V237L14 236H16L15 235ZM25 233V232H24ZM27 233V232H26ZM34 233H36V232H34ZM68 233V232H67ZM72 233H70V234H72ZM74 233H76V231L74 232ZM168 233V232H167ZM166 233V234H167ZM192 233V232H191ZM195 233L197 234V232L195 231ZM215 233V234H216ZM2 234V233H1ZM4 234V233H3ZM8 234V233H7ZM17 234H19V236H20V240H22V238L24 237L23 235H20V233H17ZM23 234V233H22ZM28 234H29V232H28ZM81 234H82V232H81ZM89 234V233H88ZM91 234V233H90ZM107 234V233H106ZM114 234H117V235H114ZM148 234V233H147ZM165 234V233H164ZM214 234V233H213ZM213 234H212V236H213ZM10 234H8L7 236H9ZM30 235H32V234H30ZM38 235V234H37ZM74 235V234H73ZM78 235V234H77ZM85 235V234H84ZM83 234L82 235H80V237H81V239H82V241H84L85 242V240H83L84 239V236ZM104 235V234H103ZM127 235V234H126ZM125 235V236H126ZM135 235H137V233L136 234H134V236ZM177 235V234H176ZM187 235V234H186ZM191 235V234H190ZM263 235V234H262ZM70 236H72V235H70ZM94 235H92L91 237H93ZM100 236V235H99ZM102 236V235H101ZM107 236V238H109ZM131 236V235H130ZM133 236V235H132ZM131 236V237H132ZM133 236V237H134ZM144 236V235H143ZM173 236V235H172ZM185 236V235H184ZM211 236V235H210ZM216 236V235H215ZM260 236H261V234H260ZM6 237V236H5ZM10 237H12V236H10ZM12 237V238H13ZM17 237V236H16ZM34 237H36V236H34ZM38 237V236H37ZM75 237V236H74ZM80 237H78L77 236V238H79L80 239ZM83 237V238H82ZM86 237V236H85ZM103 237V236H102ZM102 237L100 238V237H94L95 239L97 238V240L99 241L100 239H101V242H103L102 241ZM106 237V236H105ZM105 237H104V242H108V239L106 240L105 239ZM121 237L122 236H120V240H122L121 239ZM132 237V239L134 240L135 238H133ZM186 237V236H185ZM217 237V236H216ZM7 238V237H6ZM6 238H4V239H6ZM31 238H32V236H31ZM99 238V239H98ZM115 238V241H120L119 240V238L118 239H116ZM125 238V237H124ZM146 238V237H145ZM168 238V237H167ZM188 237H186V239H187ZM205 238V237H204ZM264 238V237H263ZM262 238V239H263ZM14 239V238H13ZM17 239V238H16ZM15 239V240H16ZM72 239V241L74 240L73 239V237L71 238ZM128 239H129V237H128ZM139 239L140 238H138V241H139ZM189 239V238H188ZM207 239V238H206ZM213 239V238H212ZM217 239V238H216ZM257 239V238H256ZM261 239V240H262ZM11 240V239H10ZM26 240V239H25ZM24 240V241H25ZM87 240V239H86ZM97 240H94V241H97ZM127 240V239H126ZM136 240V239H135ZM143 240H145V239H143ZM215 240V239H214ZM30 241V240H29ZM75 241V240H74ZM88 241L90 242V240H87L86 242H85V244H87L88 243ZM93 241V240H92ZM97 241V242H98ZM115 241H112V239H111V242H115ZM205 241V240H204ZM210 241H212L211 239H210ZM220 241V240H219ZM264 240H262V242H263ZM3 242V241H2ZM18 242H19V240L17 241V244H18ZM76 243H77V241H75ZM80 242H81V240H80ZM100 242V243H101ZM122 242H124V241H122ZM240 242V243H239ZM8 243V242H7ZM16 243V242H15ZM24 243V242H23ZM83 242H81V244H82ZM99 243V242H98ZM113 243H110L109 242V244H112V246H115L116 244H113ZM127 243H129V242H127ZM144 243V244H143ZM143 243H142V245H145V241H143ZM155 243H156V241H155ZM212 243V242H211ZM210 243V244H211ZM221 243H218V244H216L217 246L219 245V244H221ZM259 243V246H261L260 245V243L261 242H258ZM2 244H5L4 242L3 243H1V245ZM17 244H15V246L17 245ZM21 244H22V242H21ZM21 244L19 245V246H21ZM90 244V243H89ZM92 244V243H91ZM103 244V243H102ZM108 244V245H109ZM118 244V243H117ZM121 244H126L125 242L124 243H121ZM121 244H118V246H119V248H118V250L120 249L121 250V253H123V251H124V253H123V255L124 254H126L127 255V257L129 258V252H126L125 251V249L123 250V249H121V248H126V245H125V247H123ZM153 244V243H152ZM158 244V243H157ZM213 244V243H212ZM239 244V245H238ZM245 244V243H244ZM254 244V243H253ZM263 244H264V242H263ZM9 245V244H8ZM70 245V244H69ZM68 245V246H69ZM72 245H74V246H76L75 245V243L74 244H72ZM71 245V246H72ZM108 245H104V246H108ZM130 245H132L131 243H130ZM148 245V244H147ZM159 245V244H158ZM161 245V244H160ZM214 245V244H213ZM238 245V246H237ZM22 246H24L23 244H22ZM111 246V245H110ZM111 246V247H112ZM117 246V245H116ZM122 246V247H121ZM128 246V245H127ZM136 245H134V247H135ZM138 246V245H137ZM141 246V245H140ZM139 246V247H140ZM146 246V245H145ZM145 246H143L144 248H145ZM242 246H244V245H242ZM241 246V247H242ZM258 246V247H259ZM263 246V245H262ZM261 246V247H262ZM3 247V246H2ZM10 247V246H9ZM14 247V246H13ZM17 248H18V246H16ZM81 247V246H80ZM85 247H86V245H85ZM221 247V246H220ZM240 247V248H241ZM1 248V247H0ZM12 248V247H11ZM69 248H71V247H69ZM74 248V247H73ZM72 248V249H73ZM82 248V247H81ZM88 248V247H87ZM130 246H129V250H130ZM142 248V247H141ZM141 248H140V250H141ZM147 248V247H146ZM213 248V247H212ZM215 248V247H214ZM263 248H264V246H263ZM5 249H9V248H5ZM18 249H21V247H19ZM96 249V248H95ZM127 249V250H128ZM139 249V248H138ZM136 247H135V251L133 250L132 252H135V255H136V253L138 252L137 250H138ZM154 249V248H153ZM194 249V248H193ZM242 249V248H241ZM257 249V248H256ZM259 249V248H258ZM13 250V249H12ZM11 250V251H12ZM15 250V249H14ZM96 250H98V249H96ZM111 250H112V248H111ZM120 250L118 251V252H120ZM123 250V251H122ZM204 251H206L207 253H208V255H210L211 254V256L212 257H215L216 256V258L215 259H217V261H215V260H208L209 259V256L207 257L206 255L204 256V257H206V258H208L207 260L209 261V262H212V264L215 262L216 264H223V262H220L219 260L220 259H222V255L221 256H219L218 257V255H212L213 254V252H210V251H207V250H205V248L203 249ZM215 250V249H214ZM220 250H222L221 248H220ZM236 250V249H235ZM264 250V249H263ZM16 251V250H15ZM99 251H101V248H100V250ZM113 251H115V250H113ZM148 251H152V249L150 248V250L148 249ZM157 251V250H156ZM156 251H154V252H156ZM201 251V250H200ZM200 251H194L195 253L196 252H200ZM219 251V250H218ZM224 251V249L221 251V252H223ZM227 251V250H226ZM256 251V250H255ZM260 251H261V249H260ZM35 252V251H34ZM77 252V251H76ZM82 252V251H81ZM84 252V251H83ZM95 252V251H94ZM117 252V250H116V255L115 256H112L111 255V253H110V251H108V253L107 254H110V255H108V256H106L107 258L109 257V256H112L111 257V259L114 261V259H115V263L116 262H118V264L119 263H121V260L123 261L124 259H122L123 258V256H122V258L119 256V257H117L118 258V260H119V258H121V260H119V261H116V256L119 254H121V253H118ZM126 252V253H125ZM131 252V251H130ZM131 252V253H132ZM153 252V253H154ZM158 253L159 252H161L160 250H158L157 251ZM236 251H234L233 253H235ZM237 252L239 253V254H241V250L239 251V250H237ZM113 253V252H112ZM147 252H145V255L146 256H148L147 254H149L150 255V253H147ZM152 253V252H151ZM194 253V254H195ZM203 253V252H202ZM201 252L200 253H197L196 255H201L202 254ZM210 253V254H209ZM232 253V252H231ZM248 253V252H247ZM246 253V254H247ZM262 253H264L263 251H262ZM262 253H261V255H262ZM100 254H101V252H100ZM106 254V253H105ZM106 254V255H107ZM143 254V253H142ZM182 254H184V253H182ZM104 255V254H103ZM103 255H101L102 256V258H103ZM126 255H125V258H126ZM131 255V254H130ZM153 255V257L152 258H154L155 257V255L154 254H152ZM158 255V254H157ZM156 255V256H157ZM172 255V254H171ZM180 255V254H179ZM231 254H229L228 256H230ZM245 255V254H244ZM100 256V257H101ZM137 257H139V255H136ZM142 256V255H141ZM140 256V257H141ZM144 256V255H143ZM161 256V255H160ZM194 256V255H193ZM239 256V255H238ZM246 256V255H245ZM91 257V256H90ZM105 257V258H106ZM134 257V256H133ZM149 257V256H148ZM201 257H203V256H201ZM212 257H210L211 259H212ZM231 257V256H230ZM236 257V256H235ZM31 258V257H30ZM73 258H75V256L73 257ZM110 258V257H109ZM161 258V257H160ZM206 258H204V259H206ZM227 258V257H226ZM238 258H240V257H238ZM255 258V257H254ZM104 259V258H103ZM147 259V258H146ZM145 259V261H147ZM149 259H151V258H149ZM154 259H156V258H154ZM194 259H196V258H194ZM193 259V260H194ZM228 259V258H227ZM225 260L224 262H226L227 261V263H228V260ZM258 260H261V258L259 259V257L257 258ZM256 258H255V261L257 260ZM3 259H0V261H2ZM15 260V259H14ZM105 260V259H104ZM108 260V259H107ZM110 260V259H109ZM108 260V262H110ZM133 260H135V257H134V259ZM157 260V259H156ZM190 260H192V259H190ZM192 260V261H193ZM200 260V257H199V259H197L196 261H199ZM207 260H206V263H208L207 262ZM229 260H231V261H236L235 259L233 260V259H229ZM239 260V259H238ZM247 260V259H246ZM32 261V260H31ZM113 261H111V263H113ZM139 261V260H138ZM149 261V260H148ZM153 262H155L154 260H152ZM184 261V260H183ZM188 260H186L185 262H187ZM201 262H202V259L200 260ZM241 261V260H240ZM255 261H252L251 263H253V262H255ZM17 262V261H16ZM106 262V261H105ZM104 262V263H105ZM107 262V263H108ZM141 262V261H140ZM139 262V263H140ZM151 262V261H150ZM237 262V261H236ZM243 262V261H242ZM1 263H3V262H1ZM106 263V264H107ZM111 263H108V264H111ZM126 263V262H125ZM130 263H132V262H130ZM142 263V262H141ZM183 264H184V262H182ZM194 263H196V262H194ZM202 263H204V262H202ZM201 263V264H202ZM248 264H250L249 263V261L247 262ZM246 263V264H247ZM256 263H257V261H256ZM262 263V261L260 262V264ZM27 264H28V262H27ZM31 264V263H30ZM99 264H101V263H99ZM129 264V263H128ZM135 264V263H134ZM147 264V263H146ZM232 264V263H231ZM234 264V263H233ZM236 264V263H235ZM245 264V263H244ZM257 264H259V261H258V263ZM264 264V263H263Z\"/></svg>",
	"mask_w": 264,
	"mask_h": 264
}]
</instances>
